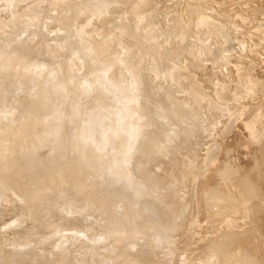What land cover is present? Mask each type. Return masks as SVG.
Instances as JSON below:
<instances>
[{"label": "rangeland", "instance_id": "rangeland-1", "mask_svg": "<svg viewBox=\"0 0 264 264\" xmlns=\"http://www.w3.org/2000/svg\"><path fill=\"white\" fill-rule=\"evenodd\" d=\"M56 1H58V0H30V1L29 0H17V1L16 0H0V29H1L0 30V49L6 50V48L9 47V48H7V50L11 54V57L12 56L15 58L17 57L16 59H23V57H24L25 59L26 58L29 59L30 64L26 67L25 72L31 77H33L32 75L34 73L33 72L34 69L36 70L38 67H40V68L41 67L42 68L47 67L48 68V66H51V69L58 67L60 70H64L63 72H65V76H66V77L64 76L65 80H63L64 78L59 79L60 83L64 87H66L64 92L60 93L61 96L60 95L56 96L58 94H55V96H54L55 98L52 97V98H43V99L37 100V97H39L40 94L39 93L34 94V92H33L34 87H33V84L31 82L29 84H27L28 89H26L27 87H26V84L24 83V81H20L17 76H14L13 74H10L7 72H1L0 71V117H1V119H3V117H5V115H10L8 119L5 118L0 124V134H2V135L5 134L4 139H3V136L0 138V142L3 141L1 143L4 144L2 146V144L0 143V146H1L0 147V157H1L0 165L2 164L1 162H4L3 161L4 159L11 157L10 159L9 158L8 159L11 160V162L14 160L11 163L12 165H14V169L19 167V168L15 169L17 172H19L17 179H15V181L13 183H11L9 186H5V188L3 189V192L1 190V195L3 193V195H6L7 199L6 200H4V198L2 199L3 195L2 196L0 195L1 196L0 198L3 201L2 202L0 200V257L1 258L5 257V258H2V259H4L3 261H2V259L0 260L3 263L2 262H0V263H2V264H10V263L15 264L16 261L14 262V260H16L17 257L20 255L19 253L22 254V256L20 255L21 257L25 256L24 254L26 253L27 256L24 257V259L29 257L30 261L32 259L33 262L29 261L30 262L29 263L28 259H25L22 261L23 264L25 263L26 260H27L26 262L29 264H48V263L52 264L55 261V259L60 256V253L65 258V256L67 255V252L68 253L71 252L73 257L75 256L74 257V259H75L78 256L81 258V256L79 254L82 255L83 251L85 252V251L90 250V252H86V253L92 254V253H95L97 250L102 251L103 249H106L107 247H108L106 249L107 251H108L109 247H111L110 249L113 250L114 253L115 252H116V254L118 253L119 257L121 255L120 260H119V258H117L118 259L117 262L119 264H120V262L123 264H125V263L127 264V262H128V264L129 263L132 264L133 262L136 261V263H137V261H140V260L145 261V262H149V257H151V254L153 252L152 249H149L147 251L142 252V250H141L142 248H141L139 250L140 252H142V253H140L141 258L140 257H138V258L132 257L133 256L132 254H134L136 252V250L139 249L140 247H143V244H145V241L147 239L146 237L147 236L150 237L152 234V236L156 237V240L154 241V244H153V246H154L153 248H155V247L157 248V251H156L157 257L156 258L162 259V258H165L166 256H168L166 258L169 259L168 261H171L168 264H207L209 262L210 253L213 251V249L216 246H219L223 250V252H225L227 254L229 253L228 255L233 256L232 257L234 259L233 264L234 263L235 264H251V262H252V264H258V263L264 264V157H263L264 156V131H263L264 130V0H184V1L183 0H145V2H144V0H105V6L107 8V11H104V13L102 11V14H101V12L99 13V11H101V9L99 7H93V9H92V8H88V6H86V9H85V7H83V9L85 11H83V9L77 10L79 8L78 5H80L81 8H82V6H85V5H81L80 1H82V0H80L79 2H78V0H66V1L64 0L65 3L62 4V7L64 8V12L67 13V15L73 17V19H74L75 15L80 12V14H77V16L75 17L77 19L73 20V23L71 22L72 21L71 17H70L71 20L68 19L67 22L68 23L70 22L68 25L66 24L67 23L66 19H62V20H58V21L55 20L56 23L54 22L55 24H53V23L51 24L50 21H53V18H50V16L48 17V15H46L47 10L50 9L49 6L52 4H55ZM90 2H92V0H90ZM185 3H188V4L185 5ZM87 9L88 10L90 9V12L88 15H87V13H88ZM96 9H98L99 11ZM76 10L79 12H77ZM132 11H133V13H132ZM75 12H77V13H75ZM85 12H87V13H85ZM92 13H93V15H92ZM39 15H40V17H41V15L42 16L46 15V16H44L43 21H44V19H46V20L51 19L50 21L47 20L48 22H50V24L46 23V26H44L45 23L44 24L42 23L43 22V21H41L42 18L40 19ZM78 15H80L81 19H79L80 17ZM81 15H84V16H81ZM82 17H83V20H82ZM200 18L201 19L204 18V19L201 20ZM207 18L210 19L209 20L210 24L205 25L204 21ZM84 19H86V20H84ZM197 20L198 21L201 20L204 23V25H202V22L199 21L200 25H201V26H199V22ZM77 21H79L78 23H82V24H77ZM86 21L89 22V25L86 24L87 23ZM75 22H76V25L78 27H82V26L85 27L86 32H84V34H83V31H82L83 27L79 29L77 26H75L76 28H78L77 29L78 31L80 30L79 32L77 31V33H79V34L74 33V35H77V38H76V36H75V38L77 40L80 39L81 41L78 42L75 38H71L72 36L70 34H69L71 36L70 38L73 40V42L70 38H69V40L71 42L67 38H65V39H67V41H69L70 43H74V41L76 40L75 44L82 42L81 46L80 45H77V46H79L81 48L83 45L84 47H82V48H85V46L87 47V49L90 48V49H88V51L90 50L89 52H90L91 56L93 55L92 54L93 52H94V55H95L96 51L98 52V54H96L95 56H92V57L90 56L92 58V59L91 58L89 59L90 63H88L84 59L85 60L84 61V64H85L84 68H83V65H81L83 62L81 63L80 61L82 60V58H84L85 55L82 52H79V54H77L79 51V48H77V46H75L76 50H78V51H76L75 49H72L73 50L72 52L74 53V51H75L76 56L80 55V53H82L83 56H82L81 60H77L76 62H74V61H71V59H68L67 57L71 58V56H72L71 54H73V53L70 50H66V49H69V47L73 48V47H71V45L74 46V44H70L69 42H66V40L62 38V37H64V36H62L64 33H65L64 35L67 34V36H68L67 30H66V25L70 26L71 23H72V25H74ZM84 22H86L85 24L87 25V27L85 25H83ZM128 22H129V24H126ZM143 23L147 24V26H144V28L149 27L148 28L149 31H147L148 29L146 31L142 30V26H140V25H144ZM1 24H2V26H1ZM47 24L50 27L47 26ZM148 24H150V25H148ZM79 25H82V26H79ZM29 26H31V28ZM116 26L119 28H117ZM72 27H74V26H72ZM128 27L130 28V30ZM38 28H43L41 30H42V32H44L43 33L44 35H46V34L49 35L48 31L51 32L50 33L51 35L53 33V35H52L53 37L51 35H49L50 39L48 38L49 36L46 35V37L48 36L47 42L44 41L42 43V40H41V43H42L41 46H39V44H38L40 41L38 43H34L35 40L38 41L36 38H39V37H37L36 33L34 32ZM44 30H47V32ZM55 30H57L61 34L63 33L61 35L62 36L61 38L63 39V40L61 39V41H60L61 43L59 42V38H60L59 36L58 37L56 36L58 39L54 38V35H57V34L59 35V33H57V31L55 32ZM120 30H121V33H120ZM140 31L141 32L143 31L142 34H140L141 33ZM37 32L41 36V31L37 30ZM80 32H81V34H80ZM128 32H129V34H127ZM72 33L73 32H71V34ZM91 34H92V36H91ZM143 34H146V35L148 34V36H147L148 38ZM34 35L36 36V38ZM122 35H123V37H122ZM135 35H136V37H134ZM32 36L34 37L33 39H35L33 41V45L29 46L30 45L29 43H28V45H26L27 42H31V44H32V40H33ZM109 36L112 39H114L113 36L116 38V40L118 39L117 41L119 44L117 43L116 40L113 41L114 43L112 41H107V43L109 42L110 45L105 44L107 47L106 46L102 47V45H104V42L106 40H108V38L110 39ZM42 37H45V36H42ZM46 37L44 40H47ZM181 37H183V38H181ZM53 38L55 41L53 40ZM135 38H136L137 42L134 41ZM145 38H146V40L143 41V39H145ZM41 39H43V38H41ZM56 39L58 40L59 44L57 43ZM25 40H26V43H25ZM50 40H52V41H50ZM62 41L63 42L65 41V43L67 44L66 46H69V47L66 48L65 43L62 44ZM111 42H112V44H111ZM143 42H145V43H143ZM24 43H25V45L23 46L22 44H24ZM83 43L86 45H84ZM34 44H38V47H37V45L35 46ZM53 44H55V46ZM42 45L44 46L43 49H45V50L41 49ZM63 45L65 46L66 49L62 48ZM114 45H116V46H114ZM89 46H92V48ZM135 46L137 48L133 49V47H135ZM25 47L27 48V51H29V52L31 51L32 53H33V51L35 52V50H37L36 52H38V50H39V52L42 51L43 53L41 52L42 53L41 55L44 57L43 54H45V57L43 58L42 56H40L39 52H38V55H39V57L43 58L45 61L48 60L49 57L54 59L55 57H58L59 55L64 53L67 57H65L64 55H63V57L66 58L67 60L71 61L72 63H69V65H68L69 61H66L67 63H65V59H63L61 56L59 58H55L54 60L50 59L51 61H49V62H47V61L44 62L41 58L38 59V55L36 52H35V56L37 55L36 57L34 55H31L30 54L31 52L28 53L29 55L26 54L27 51L25 50ZM28 47H31V48L28 49ZM52 47H54V48H52ZM93 47H95V48H93ZM100 47H102L103 49H101ZM32 48H34V50ZM99 48H100V51H98ZM108 48H110V49H108ZM63 49L66 51L67 54L65 53V51ZM92 49L93 50L95 49V50L92 51ZM20 50H23L26 53L23 51H20ZM131 50H133L134 52L136 51L137 54H135ZM44 51H47V53H49V52L50 53L46 54V52H44ZM68 51H70L69 53H71V54H69ZM129 51L131 53H129ZM194 51H195V53H194ZM22 52L25 53L26 55H24ZM17 53H18V55H17ZM163 53H164V55H163ZM20 54H23L24 56H20ZM51 55H53V57ZM130 55H132L133 57H129ZM30 56H31V58H29ZM32 56L34 57L33 59H32ZM96 56L97 57L99 56V57L97 58ZM137 56H138V58H135L133 60V58L137 57ZM73 57L76 58L74 56V54H73L72 58ZM93 57H94V61H96V63L94 61H92ZM95 57H96V59H95ZM60 58L63 59V61H62L63 63L61 61H59L61 63L59 65V62H56V59L61 60ZM131 58H132V60H131ZM37 59L39 61H37ZM76 59H78V58H76ZM137 59L139 61H137ZM0 60H1V58H0ZM33 60L36 63L33 62ZM135 60L137 62L141 61L140 63H138V66L140 64V66H139L140 68L137 65H135L136 63L132 64L133 61L136 62ZM42 62H43V65H42ZM97 62H99V63H97ZM100 62H103V63L101 64ZM33 63H35V64H33ZM91 63L94 64V65H92L94 68H95L96 64L97 65L100 64V66L102 65L99 70L97 69V67L99 68V66L96 65L95 71H97L96 74H98L99 77H97L96 75H95V77H97L98 79L101 78L104 82H109V83L104 84V82H102L101 89H94L92 91H89V92L81 95V96H78L79 94H76V90H77L76 88H83L84 86H86L85 83L90 81L89 77H88L89 73H86V72H89L87 64H91ZM104 63L107 66L105 68L103 67V65L105 66ZM65 64L68 65L69 68ZM116 65H117V70L118 69H120V70L115 71ZM61 66H62V68H61ZM171 66L172 67H178L179 69L177 68L176 71H173L171 69L172 68ZM198 66H199V68H197ZM66 67L68 68L67 71L65 69ZM102 67H103V69H102ZM123 67L125 69L124 72H126L132 76L133 85H130V87L126 86L125 82H124L125 84L122 83L124 81V79H123V81H119L120 79L117 80V77L122 79V78H124L123 75L126 74V73L123 74V72H121V73L119 72L121 70L122 71L124 70ZM37 70L39 71L40 69L38 68ZM69 70L71 71V73H69L70 72ZM86 70H88V71H86ZM100 70H101V72H103L102 77H100V75L102 73L98 72ZM102 70H106L107 72L106 71L104 72ZM162 70H164V71L162 72ZM72 71H73V73H72ZM84 71H86L85 73L87 74V76L85 74H83ZM39 72H41V71H39ZM114 72L118 73L119 76H118V74L117 75L114 74L117 76V77L115 76L116 77L115 78L113 76ZM244 73H246V75L244 77V80H246V82H247L246 88L239 90L241 87V85H239V78H240L239 76L241 74H244ZM71 74H73V75H71ZM108 74H111V75L109 76ZM167 74H169V75H167ZM72 76H73V78H72ZM103 77H105V78L103 79ZM110 77H112V80L110 79ZM190 77L198 80V82H199V84H198L199 87L197 86L198 88H196L195 86H190V83H189ZM13 78H17V80H16L17 82L13 81ZM37 78H40V77H37ZM66 78H68V79L66 80ZM26 80L27 79H25V81ZM39 80L42 81L41 85L47 86V85L51 84V82L53 81V77H51V76L48 77L47 75L43 74V76H41V79H39ZM84 80H85V82H84ZM11 81H13L12 84H8V83H11ZM117 81H119V82H117ZM152 81H153V83H152ZM120 82L123 85H125L124 86L125 88L127 87L125 89L126 92L123 90L122 91L123 93H120L121 92L120 90L122 88H124V87H122L123 85L120 84ZM141 82H143V83L140 85ZM15 83L16 84L18 83V84L16 85ZM30 84H31V87L29 86ZM21 86L24 88L26 87V88L24 89ZM111 86H113V87H111ZM140 86H142V87H140ZM29 87L31 90H29ZM191 87H193V88H191ZM21 88L26 90V92L24 90H22ZM103 88H105V89H103ZM111 88H112V91L110 90ZM113 89H116V91ZM141 89H143V92H141L142 91ZM105 90L106 91L109 90V92L107 91L108 95L105 94L106 93ZM117 90L120 92L118 93ZM190 90L193 91L192 95L189 92ZM236 90H239V91H238V93L236 92V94H235ZM251 90H252V92H251ZM110 92H112V93L114 92V94H112ZM195 92H196V94H195ZM197 92L202 96L201 101L196 99V97H197L196 95H198ZM109 93H110V97H109ZM117 93L119 94V96L116 97V95H118ZM75 94L77 96H75ZM111 94L114 96H112ZM145 94L146 95L148 94L149 96L148 95L143 96ZM136 96H138L139 98H137V103H135L136 105L134 104L135 106H133V109H132L131 104H130L131 97H136ZM56 97H59L60 99L58 98L59 99L58 100ZM77 97H79V98H77ZM84 97H86L88 100ZM152 97H153V99H152ZM145 98H149V99L146 100ZM158 98H159V100H158ZM143 99H144V101H143ZM28 100H29V102H28ZM34 100H37V101L35 102ZM32 101H33V103L31 104ZM73 101H74V104H76V106L78 107V115L75 114L73 116L71 122H68V121L66 122L65 121L66 120L65 113L68 110L66 105L68 103L73 104ZM211 102L217 103V105L219 107L217 108V107L209 106V103H211ZM16 103H18V104H16ZM28 103H29V106H27ZM156 103H158L159 105ZM80 105L82 108H79ZM84 105L86 106V108H88V110L86 108H84L85 107ZM163 105H165V106H163ZM65 107L67 109H65ZM158 108L160 110H157ZM21 109H22V111H21ZM34 109H35L36 113L33 111ZM81 109L82 110L84 109L83 110L84 113H82ZM164 109H166L168 112ZM174 109H175V111H174ZM216 109H218V110L215 111ZM29 110H31V111H29ZM154 110L156 113L154 112ZM225 110L227 113L225 112ZM92 111H93V113H92ZM207 111L209 112V116L206 115V118H205L204 114H206ZM158 112H160L161 114H159ZM162 112L164 113V115L162 114ZM22 113H23V116L21 115ZM63 113H64V115H63ZM81 113L83 116L81 115ZM169 113L170 114L172 113L173 115L172 114L170 115ZM230 113H232L233 116ZM152 114H153V116H151ZM254 114H256V115H254ZM252 115H253V117H252ZM36 116H38L39 118ZM201 116L203 117V119H205L204 121H203V119L201 120V118H202ZM63 117H65V119ZM155 117H157L158 119ZM234 117H236V118H234ZM10 118H12V120ZM47 118H49L50 121L47 122L46 126H43V125H45V122H46L45 120H47ZM153 118H154V120H153ZM252 118H254V119H252ZM174 119H175V122H174ZM41 120H43L44 123H42ZM254 120H257V121L259 120L258 122H260L259 125L261 126V127H259L258 122L255 121V122H257V125L260 129V130L257 129L258 127L256 125V128H255L256 133L253 131V129H251L249 131V129H250L249 126L251 127L252 124L255 127V125H254L255 122L252 123ZM38 121H40L42 123V125H39L40 122H38ZM171 121H172V123H171ZM217 121H218V123H216ZM248 121L250 122V124L248 123ZM261 122H262V124H261ZM34 123L35 124L38 123L39 126H37V125L34 126ZM202 123H203V125H201ZM95 124H97V125L95 126ZM159 124H161V125H159ZM172 124H174V125H172ZM244 124L245 125L249 124V125H246V128H248V129L245 128ZM218 125H222V126L218 127ZM93 126H95V127H93ZM198 126H199V128H198ZM201 126L202 127L204 126V127L202 128ZM253 126L251 128H253ZM38 127H39V129H37ZM185 127H186V130L184 131ZM93 128H97V129H95L96 132ZM40 129L43 130L42 132L48 131L47 133H49V131H51V130L53 132L58 131L60 133V131L62 129H64V131L66 132L65 133L63 131L65 134L61 132L62 134H64V136L63 135L60 136L61 138L63 137V139L61 140L62 142L59 141V139H61L60 137H59V139H57L58 138L57 136H56V138H54L53 134H47V137L48 136H50V137H48V138L44 137V141L41 140V142H39L40 143V145H39L40 149L36 151L37 153L35 155V158H33V162L35 164L38 159H44L45 158L47 166H46V168H43V170L38 169V167H36V165L32 164V162H29L30 164L26 163L29 160H27L26 158L24 159V157L26 156V153L24 152L26 150L25 147L27 146V148H28V146L31 143L29 141L31 138L35 137L37 139V137L39 136L37 134V131ZM48 129H51V130H48ZM199 129H201L200 131H202V133L199 131ZM98 130H101V131L99 132ZM188 130H191L192 135H190V132ZM173 131L178 132V134H179V132L181 133V131L182 132L184 131V133H186V131H188L187 134L189 133L190 137H189V135H186V134H184V135H186L188 137H184V135H182L183 136L182 139H179L180 141L178 140L175 142L176 147L172 146V147H170V149L164 148L166 151H164V149H163V154H165L163 156L162 151L157 152L156 149L160 146L162 147L163 145H165L164 143H165V137L166 136L163 137L165 135V133H168L171 136H173ZM247 131L248 132L253 131L252 133H255V135L250 136L252 133H248ZM27 132H29V133H27ZM93 132L94 133L99 132L102 135L101 134L95 135ZM128 132L131 133V136H133V137L129 136ZM132 132L136 133V134L132 135ZM257 132H260V133L257 134ZM24 133L26 134L25 136H24ZM67 133L68 134H70V133L71 134H77L78 137L73 139V140H70V138H73V137H70L69 135L66 136ZM261 133H262V135H261ZM256 134H257V136H256ZM174 136L176 138H178L177 135H174ZM149 137H151V139ZM253 137H255V138H253ZM7 138L9 140L15 139L17 144L19 145L18 147H19L20 151L18 153H16V155L14 157H13V155H14L13 152H11V151H10L11 153L8 152L10 150L9 144L5 142V139H6V141L8 140ZM50 139H51V141H50ZM53 139H54V141H53ZM37 140H40V139H37ZM44 142H46V143H44ZM50 142H52V143H50ZM44 144H45V146L43 147ZM53 145L56 147V150H55L56 152L52 149V148H55ZM178 145H180L181 149L179 148ZM190 145H191V148H190ZM6 146H8V147H6ZM60 146H62L63 149L61 151V154L58 155L59 154L58 151L61 150ZM137 146H138V148H137ZM150 146H152V147H150ZM145 147L146 148L148 147V148L145 149ZM3 149H5V150H3ZM148 149H150L149 153L151 155L149 153H147L148 151H146V150H148ZM174 150H176L177 152L176 151L174 152ZM191 150L193 152H191ZM140 151L143 152V154H142L143 159L141 157L139 159V161L135 162L134 157H137L135 155H137V153H139ZM168 151H169V153H168ZM184 151H186V152H184ZM188 151H190V152H188ZM91 152L94 153L93 157H91L93 159H89L90 161H87L85 164H81V162L80 163L77 162L78 159H80L79 161H81L83 158L86 160V158H87L86 154H89ZM164 152H166V153H164ZM144 153L146 155H144ZM191 153L194 155H192ZM71 154L75 157L77 156L78 159H77V157L74 158ZM81 154H82V156L85 155L86 158L82 157ZM178 154H180V156ZM17 155H19V156L17 157ZM63 155H65V157ZM69 155H71V158L70 157L66 158V156H69ZM187 155H189V156H187ZM191 156H197V159L199 160L198 162L200 164L197 163V165L199 164L198 165L199 167L196 165L197 168H195L193 171V175H194L193 177L194 178L191 182H188L187 180L186 181L181 180L182 179L181 175L184 174L185 170L187 171L186 165L189 164V162L191 160ZM2 158H3V160H2ZM13 158H15V159H13ZM149 159H151V160H149ZM20 161L22 164L19 163ZM24 161H25V163H24ZM82 161H84V160H82ZM133 161L135 163H133ZM148 161H150V162H148ZM14 162H16V163H14ZM17 163L19 164V166ZM103 163H105V165H103ZM150 163L156 164L155 167L153 164H150ZM23 164H25V165L27 164V166H25ZM119 164L121 165V167ZM145 164H146V166H145ZM148 166H149V168H148ZM223 166L227 167V181L225 182L226 185L219 187L220 188V189L218 188L219 193L216 191V194H215V192L212 190V187L210 186L211 180L213 179L210 176L214 177V175H216V172L219 171L218 168L221 169ZM21 167H22V169H21ZM111 167L113 169V170L111 169V171L114 172L115 174L113 175V173L110 171V173H112V175H110V176L108 175L109 177H106L107 179H109L112 176H116L115 179L118 178V181L124 180V182H126V180H128L127 184L128 183L129 184L127 186L129 188L132 187L133 185H135L137 182H139V183H137L138 185L142 184L141 186H143V188L145 189V190H143V192L145 191V193H144L145 196H143L144 194L142 195V197H144V198L141 197L142 199H140V202L136 199L128 197L127 194H124L121 196L119 193L116 192L115 189L109 188V185L103 183L106 179L105 178L106 174H104L105 176H102V175H103V173L106 172L105 171V170H107L106 168H111ZM26 168H28V170L29 169L30 170L28 171ZM137 168H138V170H137ZM182 168H184V169H182ZM141 169H142V171H141ZM34 170H36L38 172V175H37V173H34ZM39 170L42 171V174L40 173ZM109 170H108V172H109ZM100 171L102 173H99ZM153 171H154V173H153ZM171 171H173L172 175H171ZM125 172H128V173H125ZM98 173L102 177H104L105 179L97 176V175H99ZM137 173H141V174H137ZM229 173H230V175L231 174L232 175L230 176ZM31 174H32V176H31ZM143 174H144V177H143ZM47 175L50 179L47 178ZM89 175H92L94 177V178H92L93 183L91 184V186L94 185L96 187H93L92 191L87 190V192H90L89 195H87V197H88L87 199L89 201L92 198L98 200L99 201L97 203L98 205L95 204L97 206H95V205L93 206V204H91L85 198L84 199L82 198L83 197L82 185H84L88 182L87 178L89 177ZM179 176L181 177V179ZM35 177H36V179H35ZM137 177H140V178H137ZM22 178L24 180L23 182L21 181ZM31 178L35 179V180H31V182H32L31 185L34 184V186H33L34 187V189H33L34 194H32V195H36L35 196L36 198L32 197V198H34L33 200H32V198L27 200V202H29V204L27 205L28 208L25 207L27 204L26 201H25L26 202V204H25V203H21L22 201L20 202V200L18 201L16 199L20 203L21 207H23V205L25 204L24 207L27 208L28 210L25 209L24 207L22 209L19 207L18 202L17 203L14 202L15 197L13 195L15 194L16 191H18L21 188V186L23 184H25ZM83 179H84V181H83ZM111 179H113V178H111ZM139 179L142 180V183ZM155 179H158V181ZM166 179L168 181H166ZM0 180H1V182H3V180H5V179L0 177ZM61 180L64 182V184ZM134 180H135V182H134ZM159 180H160V182H159ZM161 180H162V182H161ZM171 180H172V183H168V182H171ZM175 180H177V182ZM124 182H122L121 185L119 186V190H123L125 193H127L132 188H130L127 191L126 190L127 186ZM131 182L132 183L134 182V183L131 184ZM165 182H167V183H165ZM180 182H181V184H180ZM177 183L180 185L179 187H177V185H178ZM245 183H247L246 185L249 188L247 190V192L248 193L250 192L249 194L253 195L250 198H248L249 201H242L241 200V193L240 192L243 191V189H244L243 185ZM122 184L123 185L125 184L126 188L123 189V187H125V186L122 187ZM166 184H172V185L166 186ZM182 184H184V186H182ZM149 185H150V187H149ZM11 186H13V189ZM58 187H59V189H58ZM66 187H68V188H66ZM120 187H122V188H120ZM201 187H203V189ZM38 188L40 190L42 188L43 191H41L37 194V193H35V192H37L35 190H37ZM187 188H189V189H187ZM148 189H149V192H148ZM169 189H171L173 191V194L175 193L174 194L175 196L177 195L176 199L178 198L177 200H179V202L177 200H175L174 204L175 203L176 204L173 205V207L171 209L168 207H167L168 208L167 209L166 206L163 207L164 209H162V206H159L160 203H157V202L156 203L154 202L153 207H151L152 206V204H151L152 199L156 198L159 202L160 201L163 202V200H166ZM12 190L14 191V193ZM40 190H38V191H40ZM57 190L58 191L60 190V191L57 192ZM72 190L73 191L77 190V193H78V191H80L79 195L76 193L75 194L76 196H74V194H72L73 193ZM174 190H176V191H174ZM205 190H206V193H205ZM63 191L64 192L70 191L69 192V194H70L69 198H71V199L73 198L72 200L70 199L73 202V203L71 202L72 204L77 202L76 204L73 205V207H72L73 210L72 209L68 210L69 208L68 209L65 208L66 211L68 210L67 212L71 211V213H74V212L76 213V214H72V216L68 215L71 213L65 214V215L69 216V217L67 216L68 217L67 218L64 215L65 219H63V214H64L65 210L62 212V210L59 209V208H62V205H63V208L65 207L64 204L62 203V201L60 200V196L58 198L59 201H57L58 195L55 196L56 198L54 200H56V201L54 203L51 201L53 199L50 198L51 196L53 198V196L55 194H58V193L63 192ZM123 191H122V193H124ZM155 194H159V195L155 196ZM218 194L220 196H218ZM81 195H82V197H81ZM154 196H155V198H154ZM206 196H207V198H206ZM76 197L79 199H77ZM80 199H81V201H82V199L85 201L81 202ZM105 199L113 200L116 205H118V204L121 205V203H122V207L119 206L121 209L125 208L123 206V204H125V205L128 204V208H125L124 211H123V209H122V211L117 210V209H120V208H117L116 209L117 212L115 211V213L112 210L110 212V209H109V212L112 214L111 216L113 217V219H112L110 214L105 215V213H104V211H108L107 208H105V206H107L106 205L107 203H105ZM201 199H203V200H201ZM238 199L240 200V202ZM29 200H31V201H29ZM45 201H47V202H45ZM79 201H80V203H79ZM232 201H233V203H232ZM50 202L53 204V206H51L49 204ZM85 202L87 203V206L89 203H90V206H92V207L88 206L89 210H87V211H83L84 208L82 209V207H86ZM219 202H221V203L219 204ZM57 203L58 204L62 203V204L58 206ZM21 204H23V205H21ZM155 204H156V206H155ZM102 205H105V206H102ZM44 206H46V207H44ZM55 206H58V207H55ZM18 207L21 209V213L20 212L15 213L16 212L15 210L20 211L18 209ZM34 207H36L38 209H36ZM52 207H53V210H52ZM54 207L57 208L58 210H60L59 212H61L62 214L59 213L58 210H56V209H55L56 210L55 211ZM149 207L154 209V210L151 209L153 212H151V211H150V213L148 212ZM159 207L161 208V213L163 212L164 215L160 213V210L158 211ZM176 207H178L179 209L178 208L176 209ZM206 207H208V208H206ZM99 208H102V209H100V211L102 210V212L99 211ZM216 208H217V212H216ZM226 209H227V211H226ZM233 209L236 212L233 216L234 217V223L232 224V226H230L228 228L221 227L222 226V219H221L222 216H224L226 214L231 215V211ZM34 210H36L38 213L37 212L35 213ZM94 210H97V211H94ZM155 210L158 211V213ZM32 211H34L33 212L35 214L34 217H36V218L32 217L33 216ZM80 211H81L82 215H83V213H85L84 219H81L82 216L79 219L78 213H79V215H81ZM82 211H83V213H82ZM247 211L249 214L247 213ZM22 212L25 214L26 219L24 218V216H23L24 214ZM25 212H27V213H25ZM119 212H121V213H119ZM167 212H168V214H167ZM28 213H29V215H26ZM86 213L88 214L87 215L88 218L90 217L89 219H86V216H85ZM94 213H96V215ZM100 213L103 214V217H101L102 215ZM17 214L18 215L21 214L19 216V219L15 218L18 216ZM106 214H107V212H106ZM30 215H32L31 216L32 218L30 217L28 219H31L33 221L27 220V217H29ZM89 215H91V216H89ZM60 216L62 218H59ZM104 216H105V218H104ZM158 216H159V218H158ZM178 216H179V218H178ZM119 217H121V218H119ZM14 218L16 220L18 219L19 222L16 221L17 223H15L13 225V228H12L11 227L12 223H14V221H15ZM98 218L100 221H98ZM109 218H110L111 222H114V223L117 222L116 220H118L119 221L117 223L118 225L116 224L117 225L116 226V225H114V223H111V222L107 223V222H109L108 221ZM116 218H118V219H116ZM122 218H123L124 222L127 221V222H129L128 224L131 223V225L133 224V222L135 223L134 225H136V223H138V225L136 226V227H138L137 231L139 230L140 233L142 234L141 236H143V237L140 239L141 236H140L139 231H138V234L140 237H137V238H139V240L137 241L136 240L137 238L134 235H138V234L136 233V231H133L130 229L132 227L131 225H129L130 226L129 227L127 224L126 228L128 226V230H131L133 233L135 232V234L131 233V231L130 232L128 231L129 233H126L127 230L124 227L117 228L120 226V220H122ZM209 218H211V219L209 220ZM103 219H106V220H103ZM101 220L103 221V223H101L103 225H104V221H105V224L107 223L110 227H111L110 224H112L113 227H111V228H113V229H111L110 227L105 225L106 229L110 228L112 231L109 229L106 230L105 228L102 229L103 226L101 224H99L100 222H102ZM8 222H10V223H8ZM20 222L21 223L25 222L27 224H23V226H20L21 224L18 225V223H20ZM35 222H37V223H35ZM97 223H98V225H100L102 227L98 226ZM163 224H165V225H163ZM144 225H146L147 227ZM15 226L16 227L18 226V227L14 228ZM96 226H98V227H96ZM115 226H116V230L114 229ZM219 226H220V228H219ZM9 227H11L12 229H10ZM29 227H31V228H29ZM207 227H209V228H207ZM58 228H59V230H58ZM73 228L77 229L78 232L76 231V233H75L74 232L75 230ZM85 228H87V231L89 228H91L92 230H91V232L90 231L86 232ZM121 228H123V229L120 230ZM118 229L121 232L123 230H125L126 232L125 231H123V232H125L124 234L129 235V238L126 235V237L128 238V240L126 239V243H125L126 246L123 245L124 244V243H122L123 241H121V243H120V241L118 239H116L117 241H119L120 245L116 241L115 244L117 245V243H118L119 246L117 247L115 245L112 249V246L114 244L112 241L115 240L112 237L114 235L113 232H118ZM36 230H37V232H36ZM53 230H55V234H57L56 232L58 230V233H59V235L61 234L60 237H62V238L55 236L54 237L55 240H54L52 237L55 235ZM60 230H62L61 232L63 234L60 233ZM69 230H72L74 233L72 231H69ZM34 231L36 232V234L39 231V235H42V236L39 237V235H36L35 236L36 238L33 237L35 235ZM40 231L42 232L41 234H40ZM43 231L45 233H43ZM230 231H231V235H229V234L227 235V232H230ZM66 232L68 234H71L70 232L73 233L74 236L73 235L72 236L74 238H72V236L70 237V235H68V234L66 235V236H69L70 239L72 238L73 240L71 239V241H70V239L68 238L69 239V241H68L66 236H65L66 239L64 236H62L64 234H66ZM82 232H83V234H81ZM100 232L101 233L103 232L104 235H109V236H107V238L108 237L110 238V234H111L110 240L108 238L109 243L107 242V244L105 245L106 247L104 246L105 248L103 247V244L106 242L102 243L101 240L102 239L104 241H108V240H106L107 238L104 235H101ZM50 233L53 234L51 236L52 239H51V237H47V235L50 236ZM77 233H78V235H77ZM88 233H91L92 236L86 235ZM99 233H100V235H99ZM167 233H168V235H167ZM146 234H147V236H145ZM160 234H161V237L156 236V235H160ZM80 235H85L86 237L88 236L87 239H90V240L87 241L86 237L84 238V236H83V238H81V241H82V239H85L86 241L83 240L84 243L89 242V243H86V245L89 244L90 248H89V245L86 246L83 242L79 241L82 244V246H80L81 244L77 245V247H79V249L77 248L78 252L80 249H82V250H80V253H76V248H75L76 245L75 246H73V245L78 242L76 240L77 238H79L78 240H80V237H82ZM130 235L131 236L133 235L134 238H136V239L133 238L134 241H132L131 240L132 237L130 239ZM57 236H58V234H57ZM98 236L99 237L103 236V238L99 240L100 242L96 241L97 239H99ZM31 237L34 238V241H35V242L33 241L34 243L32 242L33 238L31 239ZM41 237H43V239ZM91 237L92 238L98 237V238L96 240H93V239H91ZM104 237L106 239H104ZM159 237L164 238V239H162V240H164L163 241L164 243L161 242V239ZM27 239L30 242H27L28 241ZM63 239L66 240L67 242L64 241ZM74 239L77 242H75ZM112 239H114V240H112ZM142 239H145V240L141 242L140 240H142ZM38 240L40 241L39 243H38ZM56 240H58L59 243H60V241L61 242L63 241V243H60V244H62L61 246L63 248V252H65L67 248L69 249V247H70L69 243H72V242H73L72 246L75 248L74 249L75 251L72 250V246H71L70 249L73 252L67 249L68 251L62 254V249L60 246L59 247L57 246L59 243ZM129 240H131V241H129ZM157 240H159L160 243ZM215 240H216V242H215ZM91 241L93 242V246L91 244ZM94 241L98 242V244L95 243ZM31 242H32V244H31ZM56 242L58 243L57 245H56ZM131 242L134 244V246H137L136 250H135V247L132 248L133 246L132 247L130 246ZM157 242H158V244H157ZM99 243H102L101 246L99 245ZM111 243H112V246L110 245ZM136 243H137V245H136ZM229 243H230V245H229ZM24 244L27 245L28 248L27 247L26 248L29 250V254H28V250L26 251V249L23 248ZM28 244H29V246H28ZM33 244L35 246H39V250L36 249L37 247H31ZM53 244H55V245H53ZM67 244H69V245H67ZM95 244L98 245L97 247H99V248L101 247V249L96 250V246H94ZM159 244H161V245L159 246ZM121 245H122V247L124 246L123 247L124 252H126V250L131 249V248H132V251L128 250V255H127V253H124L123 251H122L123 252L122 253L121 249H123V248L121 247ZM56 246L61 250L56 249L57 248ZM66 246H69V247H66ZM18 247L23 248V249H20ZM29 247L34 248V251H32L33 249L31 250V248H29ZM52 247H53V249H52ZM81 247H83V248L87 247V249L84 248L85 250H83V248H81ZM93 247H95V248H93ZM119 247H121V249H118L117 250L118 252H117L116 249ZM125 247H127L128 249ZM145 248H147V246ZM17 249H20V252H18ZM54 249H56V251H54ZM13 250H16V252H15L16 254L14 253ZM21 250L22 251L24 250V251L22 252ZM57 250L60 251V252L58 251L59 252L58 257L56 255ZM91 250L92 251L95 250V252L94 251L92 252ZM237 250H238V252H237ZM35 251H36V254L33 253ZM98 251H97V255H95V254H92V255L93 256L94 255L95 256H101L102 252L100 253ZM103 251H105V250H103ZM7 252H8V254H7ZM31 252H32V254H31ZM110 252L112 253V251H108L109 254H110ZM131 252H133V253H131ZM239 252H242V256H243V262L242 263L240 260L241 256L240 255L238 256ZM5 253H6V255H5ZM86 253H85V255L83 254L84 258L86 255L88 256V254H86ZM98 253H100V255H98ZM30 254H31V256H30ZM52 254L55 255V258ZM76 254H78V255H76ZM113 254H111V256ZM118 254H117V256H118ZM125 254L127 257L125 256ZM232 254H234V255H232ZM235 254H237V255H235ZM10 256L13 258H16V259H12ZM15 256H17V257H15ZM115 256H113L111 258H114L113 259V261L115 260L114 261L115 263L113 262L114 264H118V263H116V257L117 256L116 257ZM60 257H61V261H62L63 257L62 256H60ZM67 257L70 258L69 262L71 261L70 262L71 264L72 263L75 264L76 262H81V261L83 262V258H82V260L78 261L79 260L78 259L79 257H78L73 262L71 259V256H69V254ZM129 257H132V258H129ZM234 257H236V259ZM64 258H63V260H64ZM85 259L87 260V258H85ZM101 259L102 258L100 257L99 258L100 264H102ZM5 260H7L8 262L5 263L4 262ZM67 260L68 259H66V261ZM57 261H58V264H63L66 262L65 260H64V262L63 261L61 262L59 258L56 259V262ZM129 261H131V262H129ZM56 262H54L53 264H56ZM82 262H81V264H83ZM88 262L89 261H87L86 264ZM136 263H133V264H136ZM67 264H69V263H67ZM76 264H78V263H76ZM153 264H159V263L155 262Z\"/></svg>", "mask_w": 264, "mask_h": 264}, {"label": "bare ground", "instance_id": "bare-ground-1", "mask_svg": "<svg viewBox=\"0 0 264 264\" xmlns=\"http://www.w3.org/2000/svg\"><path fill=\"white\" fill-rule=\"evenodd\" d=\"M16 1H17V0H16ZM29 1H30V0H29ZM65 1H66V0H65ZM79 1H80V0H78V2H79ZM183 1H184V0H183ZM67 2H68V1H67ZM144 2H145V0H144ZM64 3H65L64 0H58V1L55 2V4L50 5L51 7L49 6L50 9L47 8L48 10H47V14H46V15H48V17L50 16V18H53V21H50L51 19H50V20L47 19V20H49V21L51 22V24H52V23L55 24V23H56L55 20L58 21V20L66 19V22H67L68 19H70L71 16L67 15V13L64 12V8L62 7V4H64ZM80 3H81V5H85V6H82V8H81L80 5H78L79 8H78L77 10H79V9H83V7H85V9H86V6H88V8H92V9H93V7H99V8L101 9V11H99L98 9H96V10H98L99 13L101 12V14H102V11H103V13H104V11H107V8H106V6H105V0H92V2H90V0H82V1H80ZM180 3H181V2H180ZM75 4H76V3H75ZM183 4H184V3H183ZM186 4H188V3H185V5H186ZM78 6H77V7H78ZM182 6H183V5H182ZM190 6H191V5H190ZM206 6H207V5H206ZM186 9H187V8H186ZM16 10H17V9H16ZM77 10H76V11H77ZM87 10H88V9H87ZM87 10H86V11H87ZM167 10H168V9H167ZM83 11H85V10L83 9ZM83 11H82V12H83ZM92 11H93V10H92ZM98 11H97V12H98ZM108 11H109V10H108ZM77 12H79V11H77ZM77 12H75V13H77ZM89 12H90V9L88 10V13H87V12H85V13H87V15H88ZM128 12H129V11H128ZM205 12H206V11H205ZM94 13H95V12H94ZM132 13H133V11H132ZM42 14H43V13H42ZM77 14H80V12L77 13ZM77 14L75 15V17L77 16ZM207 14H208V13H207ZM46 15H44V16H46ZM73 15H74V14H73ZM92 15H93V13H92ZM130 15H131V14H130ZM137 15H138V14H137ZM137 15H136V16H137ZM140 15H141V14H140ZM140 15H139V16H140ZM202 15H203V14H202ZM15 16H16V15H15ZM44 16L41 15V17H40V15H39L40 19L42 18L41 21H43ZM78 16L80 17V15H78ZM81 16H84V15H81ZM89 16H90V15H89ZM207 16H208V15H207ZM39 17H38V18H39ZM61 17H62V18H61ZM75 17H74V19H77V18H75ZM205 17H206V16H205ZM45 18H46V17H45ZM146 18H147V17H146ZM148 18H149V17H148ZM196 18H197V17H196ZM71 19H72L71 22L73 23V20H74L73 17H71ZM71 19H70V20H71ZM79 19H81V17H80ZM79 19H78V20H79ZM200 19H201V18H200ZM203 19H204V18H203ZM203 19H201V20H203ZM45 20H46V19H44V21L42 22L43 24L45 23L44 26H46V23H49V24H50V22H48L47 20H46V21H47V22H46ZM70 20H69V21H70ZM82 20H83V17H82ZM82 20H81V21H82ZM84 20H86V19H84ZM131 20H132V19H131ZM146 20H147V19H146ZM201 20H199V21L202 22ZM209 20H210V19L207 18V19L204 21L205 25L210 24V21H209ZM11 21H12V20H11ZM39 21H40V20H39ZM41 21H40V22H41ZM197 21H198V20H197ZM199 21H198V22H199ZM54 22H55V23H54ZM78 22H79V21H77V24H82V23H78ZM82 22H83V21H82ZM86 22H87V21H86ZM86 22H84L83 25H85V26L87 27L86 24L89 25V22H87V23H86ZM143 22H144V21H143ZM147 22H148V21H147ZM200 22H199V26H201V25H200ZM230 22H231V21H230ZM9 23H10V22H9ZM13 23H14V22H13ZM69 23H70V22H69ZM69 23L67 22L66 24L68 25ZM72 23H71L70 26H67V25H66V30H67L68 36H67V34L64 35L65 33H64V34L62 33V34H63V35H62V34L59 33L57 30H55V32L57 31V33H59V35L56 33L57 35H54V38H57V37L59 36V37H60V38H59V42L61 41L62 38H63V39L67 38L68 40H69V38H70L71 36H72L71 38H75V36H76V38H77V35H74V33H77V31H78L77 29H78V28L80 29V28H82L83 26H82V25H79V26H82V27H78V26L76 25V22L74 23V25H72ZM85 23H86V24H85ZM124 23H125V22H124ZM204 23L202 22V25H204ZM57 24H58V23H57ZM121 24H122V23H121ZM126 24H129V22L126 23ZM143 24H144V23H143ZM195 24H196V23H195ZM197 24H198V23H197ZM118 25H119V24H118ZM148 25H150V24H148ZM1 26H2V24H1ZM6 26H7V25H6ZM34 26H35V25H34ZM47 26H49V25L47 24ZM72 26H74V27H72ZM75 26H77L78 28H76ZM128 26H129V25H128ZM140 26H142V30H145V31L149 28V27H148V28H144V26H147V24L140 25ZM29 27L31 28V26H29ZM32 27H33V26H32ZM49 27H50V26H49ZM49 27H48V28H49ZM116 27H117V26H116ZM11 28H12V27H11ZM11 28H10V29H11ZM48 28H47V29H48ZM83 28H84V29H83ZM83 28H82V31H83V34H84V32H86V31H85V27H83ZM117 28H119V27H117ZM128 28H129V27H128ZM8 29H9V28H8ZM34 29H35V28H34ZM41 29H43V28H38V29H36V31H34V32L36 33L37 37H39V38H36V36L34 35L35 38H36L38 41H36L35 39H33L34 37L32 36V39H33V40L31 39V40H32V44H31V42H27L26 45H28V43L30 44L29 46L33 45V41L35 40L34 43H38V42L40 41L38 44H39V46H41V44H42L44 41L47 42V41H48V38L50 39V36H49V35H51V34H50L51 32L48 31L49 35H48V34H46V35H48L49 37L47 36V37H48V38H47L46 35L43 34L44 32H42ZM126 29H127V28H126ZM150 29H151V28H150ZM168 29H169V28H168ZM231 29H232V28H231ZM0 30H1V29H0ZM37 30H38V31H41V36H40V34H38ZM127 30H128V29H127ZM129 30H130V28H129ZM140 30H141V29H140ZM164 30H165V29H164ZM44 31L47 32V30H44ZM79 31H80V30H79ZM79 31H78V32H79ZM147 31H149V29H148ZM34 32H33V33H34ZM71 32H73V33L71 34ZM88 32H89V31H88ZM140 32H141V31H140ZM142 32H143V31H142ZM142 32H141L140 34H142ZM30 33H31V32H30ZM30 33H29V34H30ZM35 33H34V34H35ZM39 33H40V32H39ZM118 33H119V32H118ZM120 33H121V30H120ZM42 34H43V35H42ZM54 34H55V33H54ZM69 34H70L71 36H70ZM77 34H79V33H77ZM80 34H81V32H80ZM85 34H86V33H85ZM125 34H126V33H125ZM127 34H129V32H128ZM38 35H39V36H38ZM52 35H53V33H52ZM52 35H51V36H52ZM61 35L64 36V37H62ZM73 35H74V36H73ZM86 35H87V34H86ZM143 35H145L146 37L148 36V34H147V35H146V34H143ZM42 36H45L47 40H44L45 37H42ZM56 36H57V37H56ZM84 36H85V35H84ZM91 36H92V34H91ZM117 36H118V35H117ZM140 36H141V35H140ZM180 36H181V35H180ZM4 37H5V36H4ZM24 37H25V36H24ZM52 37H53V36H52ZM61 37H62V38H61ZM109 37H110V36H109ZM122 37H123V35H122ZM134 37H136V35H135ZM184 37H185V36H184ZM28 38H29V37H28ZM41 38H43V39H41ZM54 38H53V40H54ZM71 38H70V39H71ZM76 38H75V39H76ZM113 38H114V39H112L111 37H110V39L108 38V40L105 41L106 43L103 41V42H104V45H102V47H103V46H106V45L109 44V42L107 43V41H112V42H113L114 40H116V38H115L114 36H113ZM128 38H129V37H128ZM143 38H144V37H143ZM147 38H148V37H147ZM181 38H183V37H181ZM57 39H58V38H57ZM57 39H56V40H57ZM63 39H62V40H63ZM67 39H65L66 42H69L70 40L67 41ZM78 39H79V38H78ZM41 40H42V43H41ZM71 40H72V39H71ZM76 40H77V39H76ZM76 40L74 41V43H70L71 41L69 42L70 44H74V46L71 45V47H73V48H70L69 46H66L67 44L65 43V41H64V42L62 41V44L65 43L66 48L69 47V49H66L64 45H63L62 48L66 49V50H70L71 52L73 51L72 49H75V50H76V47H75V46H77V45H80V46H81V43H82V42H81V43L75 44ZM117 40H118V39H117ZM117 40H116V41H117ZM137 40H138V39H137ZM145 40H146V38L143 39V41H145ZM50 41H52V40H50ZM54 41H55V40H54ZM54 41H53V42H54ZM77 41L79 42V41H81V40L79 39V40H77ZM134 41H136V38H135ZM147 41H148V40H147ZM59 42H58V40H57V43H58V44H59ZM72 42H73V40H72ZM112 42H111V44H112ZM136 42H137V41H136ZM138 42H139V41H138ZM25 43H26V40H25ZM25 43L22 44V45L24 46ZM57 43H56V44H57ZM60 43H61V42H60ZM113 43H114V42H113ZM117 43H118V41H117ZM117 43H116V44H117ZM139 43H140V42H139ZM143 43H145V42H143ZM146 43H147V42H146ZM38 44H34V45H35V46L37 45V47H38ZM46 44H47V43H46ZM51 44H52V43H51ZM83 44H84V43H83ZM101 44H102V43H101ZM105 44H106V45H105ZM118 44H119V43H118ZM140 44H141V43H140ZM43 45H44V44H43ZM43 45H42V48H41V49L44 48L45 45H44V46H43ZM53 45L55 46V44H53ZM84 45H86V44H84ZM109 45H110V44H109ZM141 45H142V44H141ZM144 45H145V44H144ZM61 46H62V45H61ZM93 46H94V45H93ZM112 46H113V45H112ZM114 46H116V45H114ZM136 46H137V45H136ZM136 46L133 47V49L138 47V46H137V47H136ZM139 46H140V45H139ZM11 47H12V46H11ZM21 47H22V46H21ZM32 47H33V46H32ZM74 47H75V48H74ZM82 47H84V46L82 45ZM82 47L80 48L79 46H77V48H79V51H78V50H76V51H78L77 54H79V52H82V53L85 55L84 58H82V56H83L82 53H80V55H77V56H76L75 51H74V53H73V52H72V53H73L74 56H75L76 58H78V59H76V58H74V57L72 58L73 54L69 53L70 51H68V53L72 55L71 58L67 57L63 52H62L63 54L60 53L61 55H59L58 57H55V56H54V57H55V58H59V57L61 56L63 59H65V63H67L66 61H69V60H67L66 58H64L63 55H64L65 57H67L68 59H71V61H74V62H76L77 60H81V58H82L83 61L81 60L80 62H81V63L83 62L81 65H83V68H84V66H85L84 61L86 60L88 63H90V62H89V59H90L92 56H95L96 54H98V52L96 51L95 55H94V52H93V53H92L93 55L91 56V54H90V52H89L90 50L88 51V49H90V48L87 49L86 46H85V48H82ZM89 47L92 48V46H89ZM102 47H100V48L103 49ZM106 47H107V46H106ZM106 47H105V48H106ZM118 47H119V46H118ZM7 48H9V47H7ZM7 48H6V50L3 49V48H2L3 50L0 49V50H1V51H0V58H1V60H0V61H1V62H0V71H1V72H7V73H10V74H13L14 76H17V77L19 78L20 81H24V83L26 84V87L28 86L27 84H29V83L31 82V83L33 84V87H34V88H33V92H34V94H35V93H39V94H40V96L38 95L39 97L36 96V97H37V100H40V99H43V98H52V97L55 98V97H54L55 94H58V95H56V96H59V95L61 96L60 93L64 92V90H65V88H66V87H64V86L60 83V81H59L60 78L63 79L64 76H65V72H63L64 70H60L58 67H57V68H54V69L52 68V69H53V70H52V69H51V66H48V68H47V67H46V68H45V67H44V68H42V67H41V68L38 67V68L40 69L39 71H41V72H39V71L37 70L38 68H37L36 70L34 69V70H33L34 73L31 71V72L33 73V75H32L33 77H31V76H29V75L25 72L26 67L30 64L29 59H27V58L25 59L24 57H23V59H16L17 57H16V58L13 57V56L11 57V54L9 53V51L7 50ZM23 48H24V47H23ZM29 48H31V47H28V49H29ZM34 48H35V47H34ZM34 48H32V49L34 50ZM46 48H47V47H46ZM52 48H54V47H52ZM93 48H95V47H93ZM100 48H99L98 51H100ZM139 48H140V47H139ZM197 48H198V47H197ZM19 49H20V48H19ZM36 49H37V48H36ZM64 49H63V50H64ZM80 49H81V50H80ZM108 49H110V48H108ZM161 49H162V48H161ZM14 50H15V49H14ZM25 50L27 51V48H26V47H25ZM30 50H31V49H30ZM33 50H32V51H33ZM43 50H45V49H43ZM46 50H47V49H46ZM94 50H95V49H94ZM94 50L92 49V51H94ZM135 50H136V49H135ZM137 50H138V49H137ZM199 50H200V49H199ZM10 51H11V50H10ZM20 51H23V50H20ZM20 51H19V52H20ZM36 51H37V50H35V52H36ZM59 51H60V50H59ZM64 51H65V50H64ZM92 51H91V52H92ZM101 51H102V50H101ZM131 51H133V50H131ZM23 52H25V51H23ZM23 52H22V53H23ZM30 52H31V51H30ZM30 52L27 51V53H26V52H25V53L28 54V53H30ZM35 52L33 51V53L31 52L30 54L35 56ZM38 52H39V50H38ZM38 52H36L37 55H38ZM41 52H42V51L39 52V53H40V56H42L41 54L43 53V52H42V53H41ZM44 52H46V54H49V53H50V52L47 53V51H44ZM60 52H61V51H60ZM133 52H134V51H133ZM11 53H12V52H11ZM25 53H23V54L26 55ZM65 53H66V51H65ZM129 53H131V52L129 51ZM134 53L137 54L136 51H135ZM134 53H133V54H134ZM158 53H159V52H158ZM188 53H189V52H188ZM194 53H195V51H194ZM14 54H15V53H14ZM23 54H20V56H24ZM66 54H67V53H66ZM156 54H157V53H156ZM156 54H155V55H156ZM12 55H13V54H12ZM15 55H16V54H15ZM17 55H18V53H17ZM28 55H29V54H28ZM37 55H36V56H37ZM43 55H44V57H45V54H43ZM138 55H139V54H138ZM163 55H164V53H163ZM36 56H35V57H36ZM48 56H49V55H48ZM51 56L53 57V55H51ZM68 56H69V55H68ZM79 56H80V57H79ZM90 56H91V57H90ZM159 56H160V55H159ZM161 56H162V55H161ZM42 57H43V56H42ZM44 57H43V58H44ZM96 57H97V56H96ZM96 57H95V59H96ZM98 57H99V56H98ZM98 57H97V58H98ZM129 57H133V56L130 55ZM162 57H163V56H162ZM29 58H31V56H30ZM33 58H34V57L32 56V59H33ZM39 58H41V57H39V55H38V59H39ZM43 58H41V59H42L44 62H46V61L49 62V61L55 59V58L53 59V58L49 57V59L45 61ZM62 58H60L61 60L56 59V62H59V61L62 62V61H63ZM135 58H138V56H137V57H134L133 60H134ZM191 58H192V57H191ZM193 58H194V57H193ZM32 59H31V60H32ZM38 59H37V61H39ZM50 59H51V60H50ZM84 59H85V60H84ZM91 59H92V58H91ZM139 59H140V58H139ZM164 59H165V58H164ZM177 59H178V58H177ZM35 60H36V59H35ZM131 60H132V58H131ZM140 60H141V59H140ZM151 60H152V59H151ZM40 61H41V60H40ZM71 61L68 62V65H69V63H72ZM92 61H94V57H93V60H92ZM135 61H136V60H135ZM137 61H139V60L137 59ZM137 61H136V62L133 61L132 64H133V63H136L135 65L138 66V63H140L141 61H140V62H137ZM163 61H164V60H163ZM167 61H168V60H167ZM175 61H176V60H175ZM175 61H174V62H175ZM33 62H35V61L33 60ZM94 62L96 63V61H94ZM178 62H179V61H178ZM35 63H36V62H35ZM35 63H33V64H35ZM62 63H63V62H62ZM97 63H99V62H97ZM100 63L102 64L103 62H100ZM167 63H168V62H167ZM39 64H40V63H39ZM46 64H47V63H46ZM46 64H45V65H46ZM60 64H61V63L59 62V65H60ZM104 64H105V63H104ZM130 64H131V63H130ZM163 64H164V63H163ZM42 65H43V62H42ZM62 65H63V64H62ZM65 65H66V64H65ZM68 65H66V66H68ZM70 65H71V64H70ZM92 65H94V64H93V63H91V64H87V67H88V69H89V72H86V71H88V70L84 71V73L82 72V73L85 74L86 76H87L86 73H89V74H88V77H89V80H90V81H89V82H86V83H85L86 86H84L83 88H76V89H77V90H76V94H79L78 96H81V95H83V94H85V93H87V92H89V91L94 90V89H101V87H102L101 84H102V82H104V81H103L101 78H99V79L97 78V77H99V75L96 74L97 71H95V70H96L95 68H96V65H97V64L95 65V68H94ZM38 66H39V65H38ZM46 66H47V65H46ZM97 66H99V68L97 67V69L99 70L100 67H101L102 65L100 66V64H99V65H97ZM121 66H122V65H121ZM139 66H140V64H139ZM139 66H138V67H139ZM164 66H165V65H164ZM164 66H163V67H164ZM103 67H104V68L107 67L106 64H105V66L103 65ZM103 67H102V69H103ZM161 67H162V66H161ZM169 67H170V66H169ZM171 67H172V66H171ZM61 68H62V66H61ZM68 68H69V66H68ZM68 68H67V67L65 68L66 71H67ZM120 68H121V67H120ZM139 68H140V67H139ZM177 68H178V67H172L171 69H172L173 71H176ZM197 68H199V66H198ZM115 69H116L115 71L120 70V69L117 70V65H116V68H115ZM123 69H124V67H123ZM178 69H179V68H178ZM49 70H50V71H49ZM72 70H73V69H72ZM84 70H85V69H84ZM113 70H114V69H113ZM193 70H194V69H193ZM196 70H197V69H196ZM199 70H200V69H199ZM69 71H70V70H69ZM94 71H95V72H94ZM102 71L105 72L106 70H102ZM124 71H125V69H124L123 71L121 70V71H119V72H120V73L123 72V74H125L126 72H124ZM157 71H158V70H157ZM163 71H164V70H162V72H163ZM177 71H178V70H177ZM85 72H86V73H85ZM98 72H101V70L98 71ZM106 72H107V71H106ZM111 72H112V71H111ZM69 73H71V71H70ZM72 73H73V71H72ZM82 73H81V74H82ZM94 73H95V74H94ZM101 73H102V74H101ZM101 73H100V74H101L100 77H102V75H103V72H101ZM108 73H109V72H108ZM164 73H165V72H164ZM167 73H168V72H167ZM30 74H31V73H30ZM43 74L47 75L48 77H49V76L53 77V81L51 82L50 85H47V86H46V85H44V86L41 85L42 81L39 80V79H41V76H43ZM114 74L117 75L118 73H116V72L113 73V76L115 77L116 75H114ZM123 74H122V75H123ZM126 74H127V75H126ZM126 74H125L126 76L123 75L124 78H122V79H121V78H118L117 76H116V77H117V80L120 79L119 81H123V79H124V81H123L122 83H123V84L126 83V86H129V87H130V85H133V83H132V82H133V79H132V76H131L130 74H128V73H126ZM71 75H73V74H71ZM95 75H96L97 77H95ZM108 75L110 76L111 74H108ZM108 75H107V76H108ZM122 75H121V76H122ZM143 75H144V74H143ZM167 75H169V74H167ZM204 75H205V74H204ZM245 75H246V73L241 74V75L239 76V77H240V78H239V85H241V87H240L239 90H242L243 88H246V84H247V82H246V80H244ZM118 76H119V74H118ZM205 76H206V75H205ZM35 77H36V78H35ZM37 77H40V78H37ZM65 77H66V76H65ZM70 77H71V76H70ZM70 77H69V78H70ZM75 77H76V76H75ZM116 77H115V78H116ZM144 77H145V76H144ZM146 77H147V76H146ZM153 77H154V76H153ZM169 77H170V76H169ZM72 78H73V76H72ZM104 78H105V77H103V79H104ZM149 78H150V77H149ZM203 78H204V77H203ZM25 79H27V80L25 81ZM37 79H38L40 82H39ZM62 79H61V80H62ZM67 79H68V78H66V80H67ZM110 79L112 80V77H110ZM113 79H114V78H113ZM162 79H163V78H162ZM168 79H169V78H168ZM168 79H167V80H168ZM1 80H2V79H1ZM6 80H7V79H6ZM6 80H5V81H6ZM8 80H9V79H8ZM16 80H17V78H13V81L17 82ZM63 80H65V78H64ZM106 80H107V79H106ZM152 80H153V79H152ZM3 81H4V80H3ZM13 81H11V83H8V84H12ZM37 81H38V82H37ZM86 81H87V80H86ZM113 81H114V80H113ZM119 81H117V82H119ZM143 81H144V80H143ZM6 82H7V81H6ZM84 82H85V80H84ZM124 82H125V83H124ZM147 82H148V81H147ZM105 83L108 84L109 82H104V84H105ZM122 83L120 82V84H122ZM142 83H143V82H141L140 85H141ZM152 83H153V81H152ZM189 83H190V86H195L196 88L199 87V85H198L199 82H198V80H196L195 78L190 77V78H189ZM15 84H16V83H15ZM17 84H18V83H17ZM17 84H16V85H17ZM20 84H21V83H20ZM110 84H111V83H110ZM110 84H109V85H110ZM123 84H122V85H123ZM184 84H185V83H184ZM22 85H23V84H22ZM7 86H8V85H7ZM24 86H25V85H24ZM29 86L31 87V84H30ZM105 86H106V85H105ZM107 86H108V85H107ZM124 86H125V85H123L122 87H124ZM146 86H147V85H146ZM149 86H150V85H149ZM188 86H189V85H188ZM197 86H198V87H197ZM21 87H22V86H21ZM26 87H25V88H26ZM30 87H29V90H31ZM108 87H109V86H108ZM111 87H113V86H111ZM119 87H120V86H119ZM140 87H142V86H140ZM140 87H139V88H140ZM195 87H194V88H195ZM22 88H24V87H22ZM22 88H21V89H22ZM25 88H24V89H25ZM126 88H127V87H126ZM126 88H125V87L122 88V89L120 90L121 92L118 91V90H117V91H118V93H119V92H120V93H123V92H122L123 90L126 92V90H125ZM147 88H148V87H147ZM147 88H146V89H147ZM151 88H152V87H151ZM160 88H161V87H160ZM188 88H189V87H188ZM191 88H193V87H191ZM11 89H12V88H11ZM24 89H22V90H24ZM26 89H28V87H27ZM103 89H105V88H103ZM129 89H130V88H129ZM18 90H19V89H18ZM22 90H21V91H22ZM72 90H73V89H72ZM110 90L112 91V88H111ZM113 90L116 91V89H113ZM141 90H142L141 92H143V89H141ZM161 90H162V89H161ZM193 90H194V89H193ZM239 90H236V91H235V94H236V92L238 93ZM24 91L26 92V90H24ZM107 91L109 92V90H107ZM107 91L105 90V92H106L105 94H107ZM151 91H152V90H151ZM155 91H156V90H155ZM155 91H154V92H155ZM163 91H164V90H163ZM144 92H145V91H144ZM147 92H148V91H147ZM189 92H190L191 95H192L193 91L190 90ZM189 92H188V93H189ZM251 92H252V90H251ZM23 93H24V92H23ZM110 93H112V92H110ZM110 93H109V97H110ZM118 93H117V94H118ZM152 93H153V92H152ZM160 93H161V92H160ZM197 93H198V92H197ZM76 94H75V96H77ZM112 94H114V92H113ZM112 94H111V95H112ZM142 94H143V93H142ZM195 94H196V92H195ZM195 94H194V95H195ZM250 94H251V93H250ZM107 95H108V94H107ZM121 95H122V94H121ZM147 95H148V94H147ZM147 95L145 94V95H143V96H147ZM153 95H154V94H153ZM3 96H4V95H3ZM112 96H114V95H112ZM117 96H119V94L116 95V97H117ZM148 96H149V95H148ZM196 96H197V97H196L197 100H199V101L202 100V96H201L199 93H198V95H196ZM239 96H240V95H239ZM140 97H141V96H140ZM155 97H156V96H155ZM157 97H158V96H157ZM33 98H34V97H33ZM38 98H39V99H38ZM56 98L58 99L59 97H56ZM75 98H76V97H75ZM77 98H79V97H77ZM82 98H83V97H82ZM82 98H81V99H82ZM84 98H86V97H84ZM137 98H139V97H138V96H136V97H131L130 104H131L132 109H133V106L136 105L135 103H137ZM160 98H161V97H160ZM26 99H27V98H26ZM30 99H31V98H30ZM59 99H60V98H59ZM59 99H58V100H59ZM86 99H87V98H86ZM141 99H142V98H141ZM145 99L147 100V99H149V98H145ZM152 99H153V97H152ZM214 99H215V98H214ZM31 100H32V99H31ZM37 100H34V101L36 102ZM87 100H88V99H87ZM158 100H159V98H158ZM13 101H14V100H13ZM26 101H27V100H26ZM43 101H44V100H43ZM83 101H84V100H83ZM143 101H144V99H143ZM185 101H186V100H185ZM199 101H198V102H199ZM215 101H216V100H215ZM28 102H29V100H28ZM71 102H72V101H71ZM14 103H15V102H14ZM20 103H21V102H20ZM26 103H27V102H26ZM32 103H33V101L31 102V104H32ZM37 103H38V102H37ZM149 103H150V102H149ZM160 103H161V102H160ZM240 103H241V102H240ZM16 104H18V103H16ZM68 104H69V103H68ZM68 104L66 105L67 108H68V110H67V112H66L67 114L65 113V116H66V120H65V121H66V122H67V121H68V122H71L73 116H74L75 114L78 115V107L76 106V104H74V101H73V104H71V103H70L69 105H68ZM88 104H89V103H88ZM134 104H135V105H134ZM146 104H147V103H146ZM156 104H158V103H156ZM34 105H35V104H34ZM34 105H33V106H34ZM36 105H37V104H36ZM85 105H86V104H85ZM85 105H84V106H85ZM92 105H93V104H92ZM158 105H159V104H158ZM21 106H22V105H21ZM27 106H29V103H28ZM40 106H41V105H40ZM93 106H94V105H93ZM151 106H152V105H151ZM151 106H150V107H151ZM163 106H165V105H163ZM209 106H211V107H217V108L219 107V106L217 105V103H214V102L209 103ZM22 107H23V106H22ZM22 107H21V108H22ZM37 107H38V106H37ZM37 107H36V108H37ZM145 107H146V106H145ZM67 108L65 107V109H67ZM79 108H82L81 105L79 106ZM84 108H86V106H85ZM94 108H95V107H94ZM147 108H148V107H147ZM161 108H162V107H161ZM191 108H192V107H191ZM27 109H28V108H27ZM86 109L88 110V108H86ZM36 110H37V109H36ZM83 110H84V109H83ZM83 110L81 109L82 113H84ZM90 110H91V109H90ZM90 110H89V111H90ZM144 110H145V109H144ZM147 110H148V109H147ZM157 110H160V109L158 108ZM157 110H156V111H157ZM164 110H166V109H164ZM217 110H218V109H216L215 111H217ZM234 110H235V109H234ZM21 111H22V109H21ZM29 111H31V110H29ZM33 111L35 112V109H34ZM161 111H162V110H161ZM166 111H167V110H166ZM174 111H175V109H174ZM179 111H180V110H179ZM38 112H39V111H38ZM154 112H155V110H154ZM167 112H168V111H167ZM197 112H198V111H197ZM225 112H226V110H225ZM35 113H36V112H35ZM82 113H81V115H82ZM92 113H93V111H92ZM152 113H153V112H152ZM155 113H156V112H155ZM158 113L161 114L160 112H158ZM226 113H227V112H226ZM234 113H235V112H234ZM255 113H256V112H255ZM5 114H6V113H5ZM145 114H146V113H145ZM149 114H150V113H149ZM153 114H154V113H153ZM153 114H152L151 116H153ZM162 114L164 115L163 112H162ZM169 114H170V113H169ZM171 114H172V113H171ZM171 114H170V115H171ZM228 114H229V113H228ZM228 114H227V115H228ZM230 114L232 115V113H230ZM21 115L23 116V113H22ZM63 115H64V113H63ZM85 115H86V114H85ZM147 115H148V114H147ZM147 115H146V116H147ZM172 115H173V114H172ZM204 115H205V118H206V115L209 116V112L207 111L206 114H204ZM254 115H256V114H254ZM9 116H10V115H5V117H3V119H1V117H0V124H1V122H2L5 118L8 119ZM39 116H40V115H39ZM82 116H83V115H82ZM86 116H87V115H86ZM154 116H155V115H154ZM156 116H157V115H156ZM159 116H160V115H159ZM165 116H166V115H165ZM165 116H164V117H165ZM202 116H203V115H202ZM202 116H201V117H202ZM223 116H224V115H223ZM232 116H233V115H232ZM14 117H15V116H14ZM14 117H13V118H14ZM36 117H38V116H36ZM166 117H167V116H166ZM252 117H253V115H252ZM38 118H39V117H38ZM63 118L65 119V117H63ZM155 118H157V117H155ZM178 118H179V117H178ZM228 118H229V117H228ZM234 118H236V117H234ZM10 119L12 120V118H10ZM88 119H89V118H88ZM157 119H158V118H157ZM161 119H162V118H161ZM164 119H165V118H164ZM164 119H163V120H164ZM202 119H203V117L201 118V120H202ZM252 119H254V118H252ZM252 119H251V120H252ZM17 120H18V119H17ZM153 120H154V118H153ZM204 120H205V119H203V121H204ZM228 120H229V119H228ZM228 120H227V121H228ZM230 120H231V119H230ZM249 120H250V119H249ZM41 121H42V123H44L43 120H41ZM45 121H46V122H45V125H43V126H46V125H47V122L50 121V119L47 118V120H45ZM144 121H145V120H144ZM159 121H160V120H159ZM165 121H166V120H165ZM165 121H164V122H165ZM218 121H219V120H218ZM218 121H217L216 123H218ZM255 121H257V120H254L252 123H254ZM258 121H259V120H258ZM258 121H257V122H258ZM260 121H261V120H260ZM262 121H263V120H262ZM38 122H40V121H38ZM162 122H163V121H162ZM169 122H170V121H169ZM174 122H175V119H174ZM229 122H230V121H229ZM245 122H246V121H245ZM257 122H255V124H254L255 127L253 126V124H252L253 128H251L252 126H251V127L249 126V128H250L249 131H250L251 129H253V131L255 132V130H256L255 128H256ZM42 123L40 122L39 125H42ZM146 123H147V122H146ZM171 123H172V121H171ZM171 123H170V124H171ZM182 123H183V122H182ZM219 123H220V122H219ZM246 123H247V122H246ZM248 123L250 124L249 121H248ZM259 123H260V122H258V125H259ZM48 124H49V123H48ZM155 124H156V123H155ZM157 124H158V123H157ZM161 124H162V123H161ZM161 124H159V125H161ZM179 124H180V123H179ZM190 124H191V123H190ZM228 124H229V123H228ZM249 124H246V125H249ZM261 124H262V122H261ZM35 125L39 126L38 123H36V124L34 123V126H35ZM96 125H97V124H95V126H96ZM148 125H149V124H148ZM163 125H164V124H163ZM166 125H167V124H166ZM172 125H174V124H172ZM185 125H186V124H185ZM201 125H203V123H202ZM244 125H245V124H244ZM246 125H245V128H246ZM258 125H257V127H258ZM32 126H33V125H32ZM34 126H33V127H34ZM95 126H93V127H95ZM145 126H146V125H145ZM167 126H168V125H167ZM176 126H177V125H176ZM219 126H222V125H218V127H219ZM40 127H41V126H40ZM97 127H98V126H97ZM169 127H170V126H169ZM192 127H193V126H192ZM201 127H202V126H201ZM203 127H204V126H203ZM203 127H202V128H203ZM259 127H261V126L259 125ZM259 127H258L257 129H259ZM163 128H164V127H163ZM173 128H174V127H173ZM176 128H177V127H176ZM190 128H191V127H190ZM194 128H195V127H194ZM198 128H199V126H198ZM37 129H39V127H38ZM51 129H52V128H51ZM51 129H48V130H51ZM93 129L95 130V129H97V128H93ZM161 129H162V128H161ZM187 129H188V128H187ZM246 129H248V128H246ZM57 130H58V129H57ZM129 130H130V129H129ZM179 130H180V129H179ZM185 130H186V127H185L184 131H185ZM200 130H201V129H199V131H200ZM259 130H260V129H259ZM27 131H28V130H27ZM42 131H43V130H41V129L37 131V134L39 135V136H38L39 138L37 137V139H40V140H37L35 137H34V138H31L30 140L28 139L31 143L27 140V141L30 143V145L28 146V148H27V146H26V147L24 146V147L26 148V150L24 149V150H25L24 152L26 153V156L24 155V156H25L24 159L26 158L27 160H29V161L26 162V163L32 162V164H34V162H33V158H35V155H36V153H37L36 151L40 149V147H39L40 143H39V142H41V140L44 141V137H45V138L50 137V136L47 137V134H53L54 138H56V136H57V137H58L57 139H59V137H60L61 135L64 136V134L66 133V132L64 131V129H62L61 131L59 130L60 133H59L58 131H57L58 133H57V132H53L52 130H51L52 132L49 131V133H47L48 131H47V132H42ZM63 131H64L65 133H64ZM98 131L100 132L101 130H98ZM130 131H131V130H130ZM145 131H146V130H145ZM184 131H183V132L181 131V133L179 132V134H178V132H176V131L174 132V131H173V136H171V135L168 134V133H165V135L163 134V135H164L163 137L166 136V137H165V143H164L165 145L162 144L163 146H162V147H161V146L158 147V148L156 149V151H157V152L162 151V154H163V149H164V148H165V149H166V148H169V149H170V147L175 146V142L178 141L179 139H182V137H183L182 135H184V134L189 135V133L187 134L188 131L190 132V135H192L191 130L186 131V133H184ZM253 131H251V132H248V131H247V132H248V133H252ZM257 131H258V130H257ZM263 131H264V130H263ZM50 132H51V133H50ZM61 132L64 133V134H62ZM95 132H96V130H95ZM99 132H97V133H94V132H93V133H94L95 135H100L101 133H99ZM167 132H168V131H167ZM196 132H197V131H196ZM200 132L202 133V131H200ZM200 132H199V133H200ZM260 132H261V131H260ZM260 132H257V134H259ZM8 133H9V132H8ZM8 133H7V134H8ZM25 133H26V132H25ZM25 133H24V136L26 135ZM27 133H29V132H27ZM139 133H140V132H139ZM169 133H170V132H169ZM182 133H183V134H182ZM201 133H200V134H201ZM255 133H256V132H255ZM255 133H252L250 136L255 135ZM7 134H6V135H7ZM34 134H35V133H34ZM59 134H60V135H59ZM128 134H129V136H131V133L128 132ZM133 134H136V133H133V132H132V135H133ZM152 134H153V133H152ZM171 134H172V133H171ZM257 134H256V136H257ZM11 135H12V134H11ZM58 135H59V136H58ZM68 135H69L70 137H73V138H70V140H73V139H75V138L78 137L77 134H71V133L68 134V133H67L66 136H68ZM101 135H102V134H101ZM174 135H177L178 138H176ZM186 135H184V137H188V136H186ZM190 135H189V137H190ZM248 135H249V134H248ZM261 135H262V133H261ZM261 135H260V136H261ZM2 136H3V139H4L5 134H3V135L0 134V138H1ZM34 136H35V135H34ZM158 136H159V135H158ZM198 136H199V135H198ZM198 136H197V137H198ZM250 136H249V137H250ZM256 136H255V137H256ZM131 137H133V136H131ZM145 137H146V136H145ZM156 137H157V136H156ZM191 137H192V136H191ZM255 137H253V138H255ZM258 137H259V136H258ZM10 138H11V137H10ZM60 138H61V137H60ZM149 138L151 139V137H149ZM158 138H159V137H158ZM160 138H161V137H160ZM194 138H195V137H194ZM198 138H199V137H198ZM250 138H251V137H250ZM7 139H8V138H7ZM62 139H63V137H62L61 139H59V141H61ZM208 139H209V138H208ZM256 139H257V138H256ZM190 140H191V139H190ZM238 140H239V139H238ZM252 140H253V139H252ZM43 141H42V142H43ZM50 141H51V139H50ZM53 141H54V139H53ZM53 141H52V142H53ZM153 141H154V140H153ZM179 141H180V140H179ZM207 141H208V140H207ZM1 142H3V141H1ZM1 142H0V143H1ZM5 142L9 144V149H10V150L8 149L9 151H8V150H7V151H8V152H10V151L13 152V154H14L13 157H14V156L16 155V153H18V152L20 151V150H19V147H18L19 145L17 144V142H16L15 139H10V140L8 139L7 141H6V139H5ZM28 142H27V143H28ZM52 142H50V143H52ZM61 142H62V141H61ZM61 142H60V143H61ZM155 142H156V141H155ZM155 142H154V143H155ZM183 142H184V141H183ZM237 142H238V141H237ZM29 143H28V144H29ZM44 143H46V142H44ZM53 143H54V142H53ZM152 143H153V142H152ZM157 143H158V142H157ZM177 143H178V142H177ZM203 143H204V142H203ZM1 144H2V143H1ZM24 144H25V143H24ZM41 144H42V143H41ZM47 144H48V143H47ZM187 144H188V143H187ZM194 144H195V143H194ZM3 145H4V144H2V146H3ZM5 145H6V144H5ZM26 145H27V144H26ZM54 145H55V144H54ZM54 145H53V146H54ZM56 145H57V144H56ZM60 145H61V144H60ZM243 145H244V144H243ZM41 146H42V145H41ZM44 146H45V144L43 145V147H44ZM145 146H146V145H145ZM178 146H179V148H180V145H178ZM0 147H1V146H0ZM6 147H8V146H6ZM54 147H55V146H54ZM68 147H69V146H68ZM150 147H152V146H150ZM175 147H176V146H175ZM184 147H185V146H184ZM208 147H209V146H208ZM60 148H61V150L58 151V152H59L58 155L61 154V151H62V149H63L62 146H60ZM137 148H138V146H137ZM143 148H144V147H143ZM147 148H148V147H147ZM147 148L145 147V149H147ZM173 148H174V147H173ZM190 148H191V145H190ZM201 148H202V147H201ZM241 148H242V147H241ZM5 149H6V148H5ZM5 149H3V150H5ZM52 149L55 151V150H56V147H55V148H52ZM165 149H164V151H166ZM177 149H178V148H177ZM180 149H181V148H180ZM192 149H193V148H192ZM42 150H43V149H42ZM53 150H52V151H53ZM57 150H58V149H57ZM149 150H150V149L146 150V151H148L147 153H149ZM178 150H179V149H178ZM175 151H176V150H174V152H175ZM181 151H182V150H181ZM196 151H197V150H196ZM2 152H3V151H2ZM11 152H10V153H11ZM55 152H56V151H55ZM157 152H156V153H157ZM176 152H177V151H176ZM184 152H186V151H184ZM188 152H190V151H188ZM191 152H193V151L191 150ZM4 153H5V152H4ZM63 153H64V152H63ZM151 153H152V152H151ZM164 153H166V152H164ZM168 153H169V151H168ZM55 154H56V153H55ZM93 154H94V153H92V152L89 153V154H86L87 158L89 157L88 159L85 157V155L82 156V154H81L82 157H85V158H86V160H85L84 158L82 159V160H84V161H82V160L79 161L80 159H78V157L76 156L77 159H78L77 162H79V163L81 162V164H85L87 161H90L89 159H93V158H91V157H93ZM142 154H143L142 151H140L139 153H137V155H135V156H137V157H134V161H135V162L139 161V159L142 157ZM149 154H150V153H149ZM182 154H183V153H182ZM191 154H192V153H191ZM198 154H199V153H198ZM11 155H12V154H11ZM11 155H10V156H11ZM22 155H23V154H22ZM56 155H57V154H56ZM58 155H57V156H58ZM71 155H72V154H71ZM71 155L66 156V158H67V157H70V158H71ZM144 155H146V154L144 153ZM150 155H151V154H150ZM164 155H165V154H163V156H164ZM176 155H177V154H176ZM178 155L180 156V154H178ZM184 155H185V154H184ZM192 155H194V154H192ZM196 155H197V154H196ZM7 156H8V155H7ZM18 156H19V155H17V157H18ZM63 156L65 157V155H63ZM63 156H62V157H63ZM72 156H73V155H72ZM78 156H79V155H78ZM147 156H148V155H147ZM185 156H186V155H185ZM187 156H189V155H187ZM5 157H6V156H5ZM5 157H4V158H5ZM73 157L76 158L75 156H73ZM82 157H81V158H82ZM144 157H145V156H144ZM263 157H264V156H263ZM8 158L10 159L11 157H8ZM8 158H7V159H4V160H3V158H2V160H3L4 162H1L2 164L0 165V177H2V178L5 179V180H3V182H1V180H0V195H1V190H2V192H3V189L5 188V186H9L11 183H13V182L15 181V179H17V177H18V175H19V172H17V171L15 170V169H17V168H19V167H17V168L14 169V165L11 164L14 160L11 162V160H9ZM15 158H16V157H15ZM15 158H13V159H15ZM74 158H73V159H74ZM165 158H166V157H165ZM0 159H1V157H0ZM21 159H22V158H21ZM24 159H23V160H24ZM142 159H143V157H142ZM182 159H183V158H182ZM188 159H189V158H188ZM75 160H76V159H75ZM149 160H151V159H149ZM176 160H177V159H176ZM180 160H181V159H180ZM185 160H186V159H185ZM18 161H19V160H18ZM134 161H133V163H135ZM198 161H199V160L197 159V156H191V160H190L189 164L186 165V169H187V171L185 170L184 174L181 175L182 179H181V177L179 176L181 180H184V181L187 180L188 182H191V181L193 180V178H194V177H193V176H194V175H193V171H194L195 168H197L196 165H197V163H199ZM148 162H150V161H148ZM184 162H185V161H184ZM14 163H16V162H14ZM19 163H21V161H20ZM24 163H25V161H24ZM177 163H178V162H177ZM185 163H186V162H185ZM17 164H18V163H17ZM21 164H22V163H21ZM29 164H30V163H29ZM32 164H31V165H32ZM150 164H153V163H150ZM157 164H158V163H157ZM171 164H172V163H171ZM186 164H187V163H186ZM199 164H200V163H199ZM199 164H198V165H199ZM226 164H227V163H226ZM11 165H12V166H11ZM23 165H25V164H23ZM34 165H36V167H38V169H41V170H43V168H46V166H47V165H46V160H45V158H44V159H38ZM34 165H33V166H34ZM101 165H102V164H101ZM103 165H105V163H103ZM119 165H120V164H119ZM133 165H134V164H133ZM138 165H139V164H138ZM147 165H148V164H147ZM153 165H154V167H155L156 164H153ZM161 165H162V164H161ZM198 165H197V166H198ZM201 165H202V164H201ZM18 166H19V164H18ZM25 166H27V164H26ZM145 166H146V164H145ZM162 166H163V165H162ZM170 166H171V165H170ZM180 166H181V165H180ZM182 166H183V165H182ZM120 167H121V165H120ZM132 167H133V166H132ZM134 167H135V166H134ZM140 167H141V166H140ZM143 167H144V166H143ZM143 167H142V168H143ZM184 167H185V166H184ZM198 167H199V166H198ZM148 168H149V166H148ZM201 168H202V167H201ZM201 168H200V169H201ZM232 168H233V167H232ZM21 169H22V167H21ZM26 169L28 170V168H26ZM31 169H32V168H31ZM34 169H35V168H34ZM106 169H107V170H105V171H106L107 173L105 172V173H103V175H102V176H105L104 174H106L105 178H106V177H109L110 175H112V173H113V175L115 174L114 172L111 171L112 167H111V168H106ZM109 169H110V170H109ZM115 169H116V168H115ZM133 169H134V168H133ZM182 169H184V168H182ZM23 170H24V169H23ZM29 170H30V169H29ZM29 170H28V171H29ZM103 170H104V169H103ZM103 170H102V171H103ZM108 170H109V172H108ZM112 170H113V169H112ZM134 170H135V169H134ZM134 170H133V171H134ZM137 170H138V168H137ZM170 170H171V169H170ZM201 170H202V169H201ZM218 170H219V171L216 172V175H214V177H213V176H210L211 178H213V179L211 180V183H210L211 185H210V186L212 187V190L215 192V194H216V191H217V192L219 191V190H218L219 187L226 185L225 182L227 181V167H226V166H223L221 169L218 168ZM19 171H20V170H19ZM25 171H26V170H25ZM32 171H33V170H32ZM35 171H36V170H34V173H37V175H38V172H37V171L35 172ZM39 171H40V170H39ZM110 171H111L112 173H110ZM141 171H142V169H141ZM180 171H181V170H180ZM103 172H104V171H103ZM135 172H136V171H135ZM144 172H145V171H144ZM144 172H143V173H144ZM172 172H173V171H171V175H172ZM40 173L42 174V171H40ZM40 173H39V174H40ZM99 173H102V172L100 171ZM99 173H98V174H99ZM125 173H128V172H125ZM147 173H148V172H147ZM153 173H154V171H153ZM153 173H152V174H153ZM176 173H177V172H176ZM135 174H136V173H135ZM137 174H141V173H137ZM173 174H174V173H173ZM180 174H181V173H180ZM37 175H36V176H37ZM108 175H109V176H108ZM129 175H130V174H129ZM150 175H151V174H150ZM229 175H230V173H229ZM231 175H232V174H231ZM231 175H230V176H231ZM31 176H32V174H31ZM56 176H57V175H56ZM97 176H99L100 178L102 177L100 174L97 175ZM133 176H134V175H133ZM136 176H137V175H136ZM147 176H148V175H147ZM175 176H176V175H175ZM233 176H234V175H233ZM39 177H40V176H39ZM50 177H51V176H50ZM58 177H59V176H58ZM95 177H96V176H95ZM115 177H116V176H112V177H110L109 179H107V178L105 179L104 177H102V178L105 179V181L103 180V181H104L103 183L109 185V188H113V189H115L116 192L119 193L121 196L124 195V194H127L128 197L133 198V199H136V200H138L139 202H140V199L144 198V197H142V195L145 193V191L143 192V190H145V189L143 188V186H141L142 184H141V185H140V184L138 185L137 183H139V182L136 181V182H137V183H136L137 185H136V184L133 185L132 187H130V188H132V189H131L129 192L125 193L123 190H119V186L121 185L122 182H124V180L122 181V180L120 179L121 181H118V178L115 179ZM122 177H123V176H122ZM143 177H144V174H143ZM166 177H167V176H166ZM166 177H165V178H166ZM168 177H169V176H168ZM171 177H172V176H171ZM210 177H209V178H210ZM37 178H38V177H37ZM47 178L50 179V178L48 177V175H47ZM92 178H94V177H93L92 175H89V177L87 178L88 182H87L86 184H84V185L81 184V185H82V194H83V197H82V195H81V197H82L83 199L85 198L87 201H89V200L87 199V198H88L87 195H89V193H90V192H87V190L92 191V190H93V187H96V186H94V185L91 186V184L93 183V182H92ZM111 178H113V179H111ZM123 178H124V177H123ZM137 178H140V177H137ZM141 178H142V177H141ZM155 178H156V177H155ZM35 179H36V177H35ZM35 179H34V178L29 179L25 184H23V185L21 186V188H20L18 191L15 192V194L13 195V196L15 197V198H14V202L17 203V202L20 200V202L22 201L21 203H25V204H26V202H27L28 199H31L32 197L36 198V197H35L36 195H32V194H34V192H33V189H34L33 186H34V184L31 185V184H32L31 180H35ZM62 179H63V178H62ZM95 179H96V178H95ZM132 179H133V178H132ZM142 179H143V178H142ZM145 179H146V178H145ZM169 179H170V178H169ZM206 179H207V178H206ZM125 180H126V179H125ZM135 180H136V179H135ZM135 180H134V182H135ZM139 180H140V179H139ZM155 180L158 181V179H155ZM172 180H173V179H172ZM172 180H171V182H168V183H172ZM177 180H178V179H177ZM177 180H175V181L177 182ZM181 180H180V181H181ZM233 180H234V179H233ZM21 181H22V182L24 181L23 178H22ZM52 181H53V180H52ZM61 181H62V180H61ZM83 181H84V179H83ZM93 181H94V180H93ZM127 181H128V180H126V182H124V183L126 184V186L129 184V183L127 184ZM130 181H131V180H130ZM132 181H133V180H132ZM140 181H141V183H142V180H140ZM166 181H168V180L166 179ZM262 181H263V180H262ZM53 182H54V181H53ZM62 182H63V181H62ZM134 182H133V183H134ZM159 182H160V180H159ZM161 182H162V180H161ZM15 183H16V182H15ZM98 183H99V182H98ZM133 183L131 182V184H133ZM146 183H147V182H146ZM165 183H167V182H165ZM174 183H175V182H174ZM199 183H200V182H199ZM248 183H249V182H248ZM52 184H53V183H52ZM63 184H64V182H63ZM99 184H100V183H99ZM125 184H124V185L122 184V187L125 186ZM152 184H153V183H152ZM155 184H156V183H155ZM177 184H178V183H177ZM180 184H181V182H180ZM185 184H186V183H185ZM246 184H247V183H245V184L243 185L244 189H243L242 192H240V193H241V200H242V201H249L248 198H250L251 196H253V195L249 194L250 192H249V193L247 192V190H248L249 188H248V186H247ZM79 185H80V184H79ZM97 185H98V184H97ZM161 185H162V184H161ZM168 185H172V184H166V186H168ZM206 185H207V184H206ZM57 186H58V185H57ZM68 186H69V185H68ZM126 186L123 187V189L126 188ZM129 186H130V185H129ZM146 186H147V185H146ZM174 186H175V185H174ZM179 186H180V185L178 184L177 187H179ZM182 186H184V184H182ZM231 186H232V185H231ZM255 186H256V185H255ZM11 187H12V189H13V186H11ZM32 187H33V188H32ZM59 187H60V186H59ZM59 187H58V189H59ZM80 187H81V186H80ZM80 187H79V188H80ZM122 187H120V188H122ZM149 187H150V185H149ZM154 187H155V186H154ZM187 187H188V186H187ZM206 187H207V186H206ZM42 188H43V187H42ZM42 188H41V190H40L39 188H38L37 190H35V191H37V192H35V193L38 194L39 192L43 191ZM66 188H68V187H66ZM99 188H100V187H99ZM127 188H128V189H127ZM127 188H126V190L128 191L130 188H129L128 186H127ZM147 188H148V187H147ZM152 188H153V187H152ZM167 188H168V187H167ZM169 188H170V187H169ZM181 188H182V187H181ZM201 188L203 189V187H201ZM6 189H7V188H6ZM154 189H155V188H154ZM161 189H162V188H161ZM174 189H175V188H174ZM187 189H189V188H187ZM202 189H201V190H202ZM219 189H220V188H219ZM15 190H16V189H15ZM38 190H40V191H38ZM65 190H66V189H65ZM12 191H13V190H12ZM59 191H60V190H59ZM59 191L57 190V192H59ZM72 191H73V190H72ZM75 191H76V192H75ZM75 191H73V193L71 192L72 194H74V196H76L75 194L77 193V190H75ZM120 191H121V192H120ZM122 191H123L124 193H122ZM150 191H151V190H150ZM156 191H157V190H156ZM170 191H171V192H170ZM174 191H176V190H174ZM235 191H236V190H235ZM51 192H52V191H51ZM69 192H70V191H68V192H64V191H63V192H60V193H58V194H55V195L53 196V198H52V196L50 197L51 199H53V200H51V201L54 203V202L56 201V200H54V199L56 198L55 196L58 195V197H57V201H59L58 198H59V196H60V200L62 201V203H63L64 206H65V207L63 208V205H62V208H59V209L62 210V212L65 210V211H64V214H63V219H65V217H64L65 214H67V213H71V211H70V212H67V211L70 210V209H72L73 205L77 203V202H76V203L72 204L73 202H72L71 200H72L73 198H72V199L69 198V196H70ZM79 192H80V191H78V193H77L78 195H79ZM103 192H104V191H103ZM146 192H147V191H146ZM148 192H149V189H148ZM148 192H147V193H148ZM180 192H181V191H180ZM6 193H7V192H6ZM9 193H10V192H9ZM13 193H14V191H13ZM54 193H55V192H54ZM154 193H155V192H154ZM159 193H160V192H159ZM183 193H184V192H183ZM205 193H206V190H205ZM212 193H213V192H212ZM218 193H219V192H218ZM252 193H253V192H252ZM255 193H256V192H255ZM72 194H71V195H72ZM174 194H175V193H174ZM174 194H173V191H172L171 189H169V192H168L167 198H166V200H163V202H162V201L159 202V201L155 198V196H156V195H159V194H155V196H154L155 199H152V201H151V204H152L151 207H153L154 202H155V203L157 202V203H160L159 206H162V209H164L163 207H165V206H166V208L168 207V208L171 209V208L173 207V205L176 204V203L174 204L175 200L178 199V198L176 199V196H177V195L175 196ZM178 194H179V193H178ZM225 194H226V193H225ZM2 195H3V193H2ZM2 195H1V196H2ZM106 195H107V194H106ZM162 195H163V194H162ZM183 195H184V194H183ZM187 195H188V194H187ZM1 196H0V197H1ZM38 196H39V195H38ZM143 196H145V194H144ZM179 196H180V195H179ZM218 196H220V195L218 194ZM72 197H73V196H72ZM79 197H80V196H79ZM141 197H142V198H141ZM182 197H183V196H182ZM182 197H181V198H182ZM3 198H4V200H6V199H7V198H6V195H3V196H2V199H3ZM34 198H32V200H33ZM61 198H62V199H61ZM76 198H77V197H76ZM147 198H148V197H147ZM147 198H146V199H147ZM161 198H162V197H161ZM197 198H198V197H197ZM206 198H207V196H206ZM206 198H205V199H206ZM212 198H213V197H212ZM254 198H255V197H254ZM16 199H17L18 201H17ZM70 199H71V200H70ZM77 199H79V198H77ZM83 199H82V201L84 202L85 200H83ZM185 199H186V198H185ZM0 200H1V198H0ZM143 200H144V199H143ZM147 200H148V199H147ZM161 200H162V199H161ZM181 200H182V199H181ZM201 200H203V199H201ZM206 200H207V199H206ZM234 200H235V199H234ZM238 200H239V199H238ZM1 201H2V200H1ZM23 201H24V202H23ZM25 201H26V202H25ZM29 201H31V200H29ZM80 201H81V199H80ZM80 201H79V203H80ZM82 201H81V202H82ZM106 201H107V202H106ZM144 201H145V200H144ZM164 201H165V202H164ZM177 201L179 202V200H177ZM177 201H176V202H177ZM204 201H205V200H204ZM204 201H203V202H204ZM236 201H237V200H236ZM2 202H3V201H2ZM45 202H47V201H45ZM71 202H72V203H71ZM89 202H90L91 204H93V206H94V205L97 204L99 201L96 200V199H93V198H92V199H90ZM89 202H88V203H89ZM226 202H227V201H226ZM239 202H240V200H239ZM38 203H39V202H38ZM62 203H61V204H62ZM90 203L88 204V206H90ZM105 203H107V204H106L107 206L102 205V206H105V208H107V210H108V211H104L105 215H109V214H110V216H111V215H112V214L110 213L111 210L115 213V211H116V212H117V210H121V211H122V209H123V208L121 209V208L119 207V206L122 207V203H121V205H119V204L116 205L115 202H114L113 200H107V199H105ZM190 203H191V202H190ZM204 203H205V202H204ZM206 203H207V202H206ZM220 203H221V202H219V204H220ZM232 203H233V201H232ZM250 203H251V202H250ZM18 204H19V207L23 209V207H24L25 204H24V205L21 204V205H23V207L20 206V203H19V202H18ZM28 204H29V202H27V204H26L25 207H27ZM49 204H50L51 206H53V204H52L51 202H50ZM61 204H60V203H59V204L57 203L58 206L61 205ZM71 204H72V205H71ZM135 204H136V203H135ZM185 204H186V203H185ZM199 204H200V203H199ZM201 204H202V203H201ZM219 204H218V205H219ZM50 205H49V206H50ZM55 205H56V204H55ZM85 205H86V207H82V209L84 208L83 211H87V210H89L86 202H85ZM97 205H98V204H97ZM97 205H95V206H97ZM212 205H213V204H212ZM49 206H48V207H49ZM51 206H50V207H51ZM58 206H55V207H58ZM99 206H100V205H99ZM123 206H124L125 208H128V204H126V205L123 204ZM155 206H156V204H155ZM235 206H236V205H235ZM19 207H18V209H19L20 211L15 210V211H16L15 213H17V212H18V213H19V212L21 213V209H20ZM25 207H24V208H25ZM44 207H46V206H44ZM55 207H54V210H55V209L58 210V209L55 208ZM90 207H92V206H90ZM90 207H89V208H90ZM108 207H109V208H108ZM27 208H28V207H27ZM27 208H25V209H27ZM34 208H36V207H34ZM65 208H66V209L69 208V209L66 211ZM76 208H77V207H76ZM85 208H86V209H85ZM97 208H98V207H97ZM117 208H120V209H117ZM125 208H124V209H125ZM166 208H165V209H166ZM168 208H167V209H168ZM177 208H178V207H176V209H177ZM203 208H204V207H203ZM206 208H208V207H206ZM36 209H38V208H36ZM47 209H48V208H47ZM74 209H75V208H74ZM100 209H102V208H99V211H100ZM109 209H110V212H109ZM116 209H117V210H116ZM124 209H123V211H124ZM151 209H152V208L149 207V209H148V212H149V213H150V211L153 212L152 210H154V209H152V210H151ZM174 209H175V208H174ZM174 209H173V210H174ZM178 209H179V208H178ZM27 210H28V209H27ZM39 210H40V209H39ZM50 210H51V209H50ZM52 210H53V207H52ZM56 210H55V211H56ZM72 210H73V209H72ZM90 210H91V209H90ZM105 210H106V209H105ZM159 210H160V213H161V208H160V207H159L158 211H159ZM214 210H215V209H214ZM229 210H230V209H229ZM34 211H35V213L37 212L36 210H34ZM34 211H32L33 216L30 215L29 217H27V220H31V219H28V218H30L31 216L34 217V215H35V214L33 213ZM59 211H60V210H58V212H59ZM83 211H82V213H83ZM94 211H97V210H94ZM99 211H98V212H99ZM155 211H156V210H155ZM158 211H156V212L158 213ZM164 211H165V210H164ZM226 211H227V209H226ZM53 212H54V211H53ZM65 212H66V213H65ZM72 212H73V211H72ZM100 212H102V210H101ZM106 212H107V214H106ZM179 212H180V211H179ZM209 212H210V211H209ZM216 212H217V208H216ZM22 213H23V212H22ZM25 213H27V212H25ZM29 213H30V212H29ZM29 213L26 214V215H29ZM37 213H38V212H37ZM46 213H47V212H46ZM59 213H61V212H59ZM77 213H78V212H77ZM119 213H121V212H119ZM235 213H236V212H235V210L233 209V210L231 211V215H230V214H226V215L222 216V218H221V219H222V226H221V227L228 228V227L232 226V224L234 223V217H233V216H234ZM245 213H246V212H245ZM247 213H248V211H247ZM23 214H24V213H23ZM30 214H31V213H30ZM61 214H62V213H61ZM72 214H76V213L74 212V213H71V214H68V215L72 216ZM80 214H81V211H80ZM84 214H85V213H83V215H82V214L79 215V213H78L79 219L81 218V216H82L81 219H84ZM94 214L96 215V213H94ZM100 214H101V213H100ZM161 214H163V212H162ZM165 214H166V213H165ZM167 214H168V212H167ZM179 214H180V213H179ZM219 214H220V213H219ZM248 214H249V213H248ZM15 215H16V214H15ZM17 215H18V214H17ZM20 215H21V214H20ZM20 215H18V216L15 217V218H18V219H19V216H20ZM49 215H50V214H49ZM68 215H65V216L67 217ZM87 215H88V214L86 213V215H85V216H86V219H89L90 217L88 218ZM101 215H102L101 217H103V214H101ZM116 215H117V214H116ZM163 215H164V214H163ZM185 215H186V214H185ZM208 215H209V214H208ZM23 216H24V218L26 219L25 214H24ZM50 216H51V215H50ZM57 216H58V215H57ZM61 216H62V215H61ZM61 216H60L59 218H62ZM89 216H91V215H89ZM110 216H109V217H110ZM113 216H114V215H113ZM168 216H169V215H168ZM168 216H167V217H168ZM180 216H181V215H180ZM213 216H214V215H213ZM21 217H22V216H21ZM32 217H31V218H32ZM68 217H69V216H68ZM68 217H67V218H68ZM75 217H76V216H75ZM99 217H100V216H99ZM107 217H108V216H107ZM107 217H106V218H107ZM111 217H112V216H111ZM115 217H116V216H115ZM115 217H114V218H115ZM117 217H118V216H117ZM154 217H155V216H154ZM208 217H209V216H208ZM215 217H216V216H215ZM15 218H14V219H15ZM34 218H36V217H34ZM91 218H92V217H91ZM93 218H94V217H93ZM104 218H105V216H104ZM119 218H121V217H119ZM158 218H159V216H158ZM178 218H179V216H178ZM18 219H17V220L15 219L14 223H12V226H11L12 228H13V225H14L15 223L19 222ZM86 219H85V220H86ZM112 219H113V217H112ZM116 219H118V218H116ZM210 219H211V218H209V220H210ZM20 220H21V219H20ZM22 220H23V219H22ZM103 220H106V219H103ZM130 220H131V219H130ZM219 220H220V219H219ZM16 221H17V222H16ZM31 221H33V220H31ZM87 221H88V220H87ZM89 221H90V220H89ZM98 221H100L99 218H98ZM101 221H102V220H101ZM108 221H109V222H107V223H110V222H111L110 218H109ZM116 221H117V222H115V223H114V222H111V223H114V225H116V224L119 222L118 220H116ZM21 222H22V221H21ZM21 222L18 223V225L21 224L20 226H23V224H27V223H25L26 221H25L24 223H21ZM38 222H39V221H38ZM94 222H95V221H94ZM96 222H97V221H96ZM8 223H10V222H8ZM35 223H37V222H35ZM85 223H86V222H85ZM101 223H103V221L100 222L99 224H101ZM107 223L105 224V221H104V225L101 224L103 227L100 226V225H98V223H97V225L100 226V227H102V229H104V228L106 229L105 225H107L108 227H110ZM128 223H129V222H127V221L124 222V221H123V218H122V220H120V226L117 227V228H120V227H124V228H126V225H127ZM139 223H140V222H139ZM164 223H165V222H164ZM207 223H208V222H207ZM92 224H93V223H92ZM92 224H91V225H92ZM134 224H135V223L133 222L132 225H131V223H130V224H128V226L131 225L132 227H131L130 229L133 230V231H136V233L138 234V231H139V230L137 231L138 227H136V226L138 225V223H136V225H134ZM34 225H35V224H34ZM34 225H33V226H34ZM36 225H37V224H36ZM110 225H111V227H113L112 224H110ZM117 225H118V224H117ZM117 225H116V226H117ZM133 225H134V226H133ZM139 225H140V224H139ZM142 225H143V224H142ZM163 225H165V224H163ZM211 225H212V224H211ZM215 225H216V224H215ZM220 225H221V224H220ZM20 226H19V227H20ZM98 226H96V227H98ZM116 226H115V228H114L115 230H116ZM128 226H127V228H126L127 232H126L125 230H123V231H125L126 233H129V232L131 231V230H128ZM144 226H146V225H144ZM171 226H172V225H171ZM11 227H9V228L12 229ZM17 227H18V226H17ZM17 227L15 226L14 228H17ZM90 227H91V226H90ZM111 227H110V228H111ZM129 227H130V226H129ZM146 227H147V226H146ZM166 227H167V226H166ZM7 228H8V227H7ZM29 228H31V227H29ZM33 228H34V227H33ZM51 228H52V227H51ZM110 228H107V229H109V230L113 229V228H111V229H110ZM207 228H209V227H207ZM219 228H220V226H219ZM10 229H9V230H10ZM73 229H74V228H73ZM107 229H106V230H107ZM122 229H123V228H121L120 230H122ZM51 230H52V229H51ZM58 230H59V228H58ZM58 230H57V232H56V233L58 234V236H57V234H55V230H53L55 235L52 236L53 234L50 233V236L47 235V237H51V236H52L54 240H55V238H54L55 236H56V237H60L61 234L59 235ZM74 230H75L74 232L76 233L77 229H74ZM91 230H92L91 228L88 229V231H90V232H91ZM140 230H141V229H140ZM152 230H153V229H152ZM167 230H168V229H167ZM211 230H212V229H211ZM221 230H222V229H221ZM223 230H224V229H223ZM227 230H228V229H227ZM41 231H42V230H41ZM41 231H40V234L42 233ZM49 231H50V230H49ZM61 231H62V230H60V233H62ZM69 231H72V230H69ZM69 231H68V232H69ZM85 231L88 232V231H87V228H85ZM111 231H112V230H111ZM123 231L121 232V231H119V229H118V232H113L114 235H113L112 237H113L115 240H114V239H112V240H114L115 242L112 241V242L114 243L113 246H112V243L110 244V245L112 246V249H113V247L116 245V244H115L116 241H117L116 239H118V240L120 241V243H121V241H123V242H122V243H124L123 245L126 246V245H125V243H126V239L128 240L129 235L124 234L125 232H123ZM128 231H129V232H128ZM36 232H37V230H36ZM36 232L34 231V234H35V235H34L33 237H35L36 235H39V231H38L37 234H36ZM72 232H73V231H72ZM72 232H70L71 234H68V233L66 232V234H64V235H62V236L65 237V236L68 234V235H70V237H71V236L73 235V233H74V232H73V233H72ZM77 232H78V231H77ZM95 232H96V231H95ZM43 233H45V232L43 231ZM47 233H48V232H47ZM47 233H46V234H47ZM96 233H97V232H96ZM100 233H101V232H100ZM100 233H99V235H100ZM104 233H105V232H104ZM110 233H111V232H110ZM110 233H109V234H110ZM131 233H133V232L131 231ZM218 233H219V232H218ZM62 234H63V233H62ZM79 234H80V233H79ZM81 234H83V232H82ZM106 234H107V233H106ZM133 234H135V232H134ZM139 234H140V236L142 235V234L140 233V231H139ZM139 234H138V235H134V236H136V238H137V237H140ZM228 234L231 235V231H230V232H227V235H228ZM77 235H78V233H77ZM86 235L89 236V235H91V233H88V234H86ZM101 235H104L103 232L101 233ZM126 235L128 236V238L126 237ZM143 235H144V234H143ZM167 235H168V233H167ZM40 236H42V235H39V237H40ZM45 236H46V235H45ZM73 236H74V235H73ZM73 236H72V238H74ZM80 236H82V237H80V240H78L79 238H77V237L75 236V237L77 238V239H76V238H75V239H76L78 242L74 239V241L77 242L76 244L73 245V246L76 245V246H75V248H76V253H80V250H82V249H80L79 252H78L79 247H77V245H80V244H81L80 242H83V240H85V239H82V241H81V238H83V236H84V238L86 237L85 235H80ZM88 236H87V237H88ZM91 236H92V235H91ZM104 236L107 238V236H109V235H104ZM134 236H133V235H132V236L130 235V239H131V237H132V239H131L132 241H134V240H133ZM145 236H147V234H146ZM145 236H144V237H145ZM156 236H160V237H161V234H160V235H156ZM209 236H210V235H209ZM238 236H239V235H238ZM33 237H31V239H32ZM52 237H51V239H52ZM66 237H67V239H68V238L70 239L69 236H66ZM66 237H65V239H66ZM78 237H79V236H78ZM87 237H86V240H87V241L90 240V239H87ZM98 237H99V236H98ZM98 237H96V238H95V237H93V238L91 237V239L96 240ZM105 237H104V239H106ZM142 237H143V236H141L140 239H141ZM160 237H159V238H160ZM163 237H164V236H163ZM225 237H226V236H225ZM35 238H36V237H35ZM41 238L43 239V237H41ZM60 238H62V237H60ZM60 238H59V239H60ZM72 238H71V239H72ZM94 238H95V239H94ZM102 238H103V236L99 237V239H97L96 241H99V240L102 239ZM108 238H109V237H108ZM108 238H107L106 240H108ZM110 238H111V234H110ZM110 238H109V240H110ZM136 238H134V239H136ZM146 238H147V239H146V241H145V244H143V247H140L139 249L136 250V247H137V246H134V244H133L132 242H131V245H130V246H131V247L133 246L132 248L135 247L136 252H135L134 254H132V255H133L132 257H135V258H138V257L141 258L140 253H142V252H144V251H147V250H149V249H152L153 252H152V254H151V257H149V262H145V261H142V260L137 261V263H136V261H135V262L132 261V262H133V263H136V264H153V263H155V262H158L159 264H168V263H170L171 261H168L169 259L166 258V257H168V256H166L165 258H162V259H160V258H156V257H157V253H156L157 248H156V247L153 248V247H154L153 244H154V241L156 240V237H155V236H152V234H151L150 237L147 236ZM213 238H214V237H213ZM37 239H38V238H37ZM69 239H68V241H69ZM71 239H70V241H71ZM160 239H161V242L164 241V240H162V239H164V238H160ZM27 240H28V239H27ZM27 240H26V241H27ZM35 240H36V239H35ZM39 240H40V239H39ZM39 240H38V243L41 241V240H40V241H39ZM54 240H53V241H54ZM63 240H64V239H63ZM72 240H73V239H72ZM86 240H85V241H86ZM109 240H108V241H104L103 239L101 240L102 243H103V242H106V243L103 244V247L107 244V242L109 243ZM131 240H129V241H131ZM136 240L138 241L139 238H137ZM144 240H145V239H142V240H140V241L142 242V241H144ZM26 241H25V242H26ZM33 241H34V238H33L32 242H33ZM56 241L59 243L58 240H56ZM64 241H66V240H64ZM79 241H80V242H79ZM119 241H117V242L119 243ZM157 241L159 242V240H157ZM213 241H214V240H213ZM27 242H30V241L28 240ZM32 242H31V244H32ZM34 242H35V241H34ZM34 242H33V243H34ZM51 242H52V241H51ZM51 242H50V243H51ZM57 242H56V245L58 244ZM66 242H67V241H66ZM66 242H65V243H66ZM75 242H74V243H75ZM94 242H95V241H94ZM99 242H100V241H99ZM158 242H157V244H158ZM215 242H216V240H215ZM231 242H232V241H231ZM38 243H37V244H38ZM52 243H53V242H52ZM60 243H63V241H62V242L60 241ZM60 243H59V244H60ZM78 243H79V244H78ZM83 243H84V242H83ZM86 243H89V242H85L84 244L86 245ZM95 243L98 244V242H95ZM102 243H99V245L101 246ZM118 243H117V245H116L117 247L120 245V243H119V245H118ZM129 243H130V242H129ZM159 243H160V242H159ZM163 243H164V242H163ZM31 244H30V245H31ZM46 244H47V243H46ZM46 244H45V245H46ZM59 244H58L57 246H58V247H59V246L61 247V249H62V254L65 253V252H67L68 250L72 251V250L75 249V248L72 246V244H73V242H72V243H69V244H70V247L72 246V250L70 249L69 246H66V247H69V249L67 248L68 250L66 249V251L63 252V248H62V246H61L62 244H60V245H59ZM69 244H67V245H69ZM91 244H92V246H93V242H92V241H91ZM132 244H133V245H132ZM141 244H142V243H141ZM157 244H156V245H157ZM161 244H162V243H161ZM161 244H159V246H160ZM33 245H34V244H33ZM33 245H32L31 247H37L36 249L39 250V246H35V245L33 246ZM53 245H55V244H53ZM63 245H64V244H63ZM88 245H89V244H88ZM88 245H86V246H88ZM136 245H137V243H136ZM223 245H224V244H223ZM229 245H230V243H229ZM231 245H232V244H231ZM28 246H29V244H28ZM40 246H41V245H40ZM57 246H56V247H57ZM80 246H82V244H81ZM92 246H91V247H92ZM94 246H96V250H97V249H101V247H100V248L97 247L98 245H96V244H95ZM124 246H123V247H124ZM146 246H147V248H145ZM151 246H152V247H151ZM7 247H8V246H7ZM26 247H27V245L24 244V247H23V248L26 249V251H27V250H28V249H27L28 247H27V248H26ZM31 247H29V248H31ZM53 247H54V246H53ZM53 247H52V249H53ZM58 247H57L56 249H59ZM105 247H106V246H105ZM105 247H104V248H105ZM121 247H122V245H121ZM121 247L117 248L116 251H117L118 249H121ZM123 247H122V248H123ZM222 247H223V246H222ZM11 248H12V247H11ZM18 248H20V247H18ZM23 248H20V249H23ZM77 248H78V249H77ZM81 248H83V247H81ZM84 248L87 249V247H84ZM84 248H83V250H85ZM89 248H90V245H89ZM93 248H95V247H93ZM107 248H108V247H107ZM107 248H106V249H107ZM110 248H111V247H109V249H108V251H112V253L110 252V254L108 253V251H107L106 249H103V250H105V251H103V250H102V251H101V250L98 251V250H97V251L100 252V253L102 252L101 256H95V255H97V251L95 252V250H93V251L95 252V253H92V254H95V255L93 256V255L90 254V253H86V252H90V250H88V251H85V252H84V251H83V252L81 251L84 255H85V253L88 254V256H87V255L85 256V258H87V260L84 258V255H83V254H82L83 256H82L81 254H79V255L81 256V258H80L79 256H78L79 258H78V257H76V258L79 259L78 261L82 260V258H83V262L81 261L83 264H86L87 261H89L91 264H100V260H99V258L101 257V258H102V259H101V261H102L101 263H102V264H114V263H115V262H114L115 260L113 261L114 258H111V257H113V256H115V255L117 256L118 253H117V254H116V252L114 253L113 250H111ZM125 248H127V247H125ZM132 248H131V249H128V248H127V249L130 250V251H132ZM141 248H142V249H141ZM224 248H225V247H224ZM8 249H9V248H8ZM20 249H17L18 252H20ZM32 249H33V250H32ZM46 249H47V248H46ZM49 249H50V248H49ZM49 249H48V250H49ZM56 249H54V251H56ZM61 249H59V250H61ZM91 249H92V248H91ZM114 249H115V248H114ZM140 249L142 250V252L139 251ZM11 250H12V249H11ZM31 250L34 251V248H31ZM59 250H57V252H56L57 257H58V254H59V252H60ZM128 250H126V252H124V248H123V249H121V252L123 251L124 253H127V255H128ZM13 251H14V253L16 252V250H13ZM21 251H22V250H21ZM23 251H24V250H23ZM23 251H22V252H23ZM36 251H37V250H36ZM36 251L33 252V253L36 254ZM58 251H59V252H58ZM74 251H75V250H74ZM91 251H92V250H91ZM93 251H92V252H93ZM114 251H115V250H114ZM202 251H203V250H202ZM18 252H17V253H18ZM72 252H73V251H72ZM117 252H118V251H117ZM123 252H122V253H123ZM237 252H238V250H237ZM244 252H245V251H244ZM12 253H13V252H12ZM14 253H13V254H14ZM47 253H48V252H47ZM100 253H98V255H100ZM113 253H114V254H113ZM131 253H133V252H131ZM7 254H8V252H7ZM13 254H12V255H13ZM15 254H16V253H15ZM19 254L22 256L21 253H19ZM28 254H29V250H28ZM31 254H32V252H31ZM31 254H30V256H31ZM54 254H55V253H54ZM68 254H69V256H71V259H72V261L74 262V260H75L76 258L74 259L75 256L73 257V255L71 254V252H70V253L67 252V255H66V254H65L66 256L64 255L65 258L63 257V255H61V253H60V256H62V257L64 258L65 261H66V259H68V260H67L68 262H67V261H66V262L69 263V264H71V263H70L71 261L69 262V259H70V258L67 257ZM74 254H75V253H74ZM111 254H113V255L111 256ZM129 254H130V253H129ZM228 254H229V253H228ZM228 254L225 253V252H223V250H222L219 246H216V247L213 249V251L210 253V257H209V262H208V263H209V264H233V260H234V259L232 258L233 256L228 255ZM5 255H6V253H5ZM20 255H19L18 257L15 256V257H17V259H16V258H13V257L10 256L12 259H16V260H14V262L16 261L15 264H19L20 262L22 263V261L25 260V259H28V262L30 261L29 257L24 259V257L27 256L26 253L24 254L25 256H23V257H21ZM48 255H49V254H48ZM52 255H53V254H52ZM76 255H78V254H76ZM123 255H124V254H123ZM169 255H170V254H169ZM171 255H172V254H171ZM232 255H234V254H232ZM235 255H237V254H235ZM239 255L241 256V259H240V260H241V263H242V262H243L242 252H239L238 256H239ZM8 256H9V255H8ZM13 256H14V255H13ZM32 256H33V255H32ZM34 256H35V255H34ZM53 256H54V258H55V255H53ZM60 256H59L58 258H59L60 261H61V257H60ZM116 256H115V257H116ZM125 256H126V254H125ZM197 256H198V255H197ZM6 257H7V256H6ZM37 257H38V256H37ZM41 257H42V256H41ZM72 257H73V258H72ZM98 257H99V258H98ZM120 257H121V255H120ZM120 257H119V254H118V256L116 257V263H118V262H117V260H118L117 258H119V260H120ZM126 257H127V256H126ZM132 257H129V258H132ZM146 257H147V256H146ZM161 257H162V256H161ZM195 257H196V256H195ZM202 257H203V256H202ZM2 258H5V257H2ZM2 258L0 257V260H1ZM11 258H10V259H11ZM58 258H56V259H58ZM63 258H62V261L64 262ZM234 258L236 259V257H234ZM56 259H55L54 262H56ZM84 259H85V260H84ZM122 259H123V258H122ZM124 259H125V258H124ZM171 259H172V258H171ZM201 259H202V258H201ZM201 259H200V260H201ZM3 260H4V259H2V261H3ZM7 260H8V259H7ZM7 260H5L4 262H5V263L8 262ZM35 260H36V259H35ZM238 260H239V259H238ZM2 261H0V262H2ZM11 261H12V260H11ZM26 261H27V260H26ZM26 261H25L24 264H29V263L32 261V259H31V261H30L29 263H27ZM43 261H44V260H43ZM62 261H61V262H62ZM85 261H86V262H85ZM204 261H205V260H204ZM12 262H13V261H12ZM32 262H33V261H32ZM48 262H49V261H48ZM54 262H53V263H54ZM66 262H65V263H66ZM81 262H76V263H78V264L80 263V264H81ZM84 262H85V263H84ZM89 262H88L87 264H90ZM113 262H114V263H113ZM129 262H131V261H129ZM2 263H3V262H2ZM2 263H0V264H2ZM21 263H20V264H21ZM34 263H35V262H34ZM40 263H41V262H40ZM53 263H52V264H53ZM59 263H60V262H59ZM65 263H63V264H65ZM67 263H66V264H67ZM76 263H75V264H76ZM124 263H125V262H124ZM133 263H132V264H133ZM208 263H207V264H208ZM10 264H12V263H10ZM22 264H23V263H22ZM48 264H49V263H48ZM56 264H58V261L56 262ZM72 264H74V263H72ZM118 264H119V263H118ZM120 264H123V263L120 262ZM125 264H126V263H125ZM127 264H128V262H127ZM129 264H131V263H129ZM234 264H235V263H234ZM251 264H252V262H251ZM258 264H259V263H258Z\"/></svg>", "mask_w": 264, "mask_h": 264}]
</instances>
